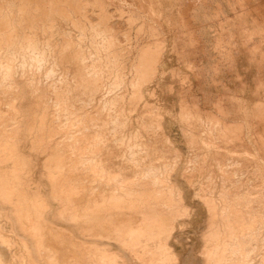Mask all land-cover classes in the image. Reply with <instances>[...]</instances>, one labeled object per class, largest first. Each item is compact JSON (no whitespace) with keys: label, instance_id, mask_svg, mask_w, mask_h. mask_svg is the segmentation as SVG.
Returning <instances> with one entry per match:
<instances>
[{"label":"rangeland","instance_id":"obj_1","mask_svg":"<svg viewBox=\"0 0 264 264\" xmlns=\"http://www.w3.org/2000/svg\"><path fill=\"white\" fill-rule=\"evenodd\" d=\"M60 1L59 0H54V1L53 0H43V1L42 0H37V1L36 0L35 1L34 0H23V1L22 0H0V5L2 3L1 8H0L1 9L0 16L2 18V19L0 18V22H1L0 31L3 32V33L1 32L2 34L0 35V38H1L0 39V42H1L0 43V48H1L0 58L2 59V62L4 61L1 64V59H0V67H1L0 87L2 86V88H0L2 89L0 90L2 91L0 92V104H1V107H0V116H1L0 117V120H1L0 121L1 122L0 123V133H1L0 134V142H1L0 147H2L0 148L1 150L0 151V169H1L0 179L3 180V181L0 180V183L2 182V184L0 185L4 187L2 188V186H0V189H1L0 190L1 192L0 193V238H1L0 239V261H1L0 264H35V263L36 264H39V263L40 264H46V263L51 264L50 262H52L53 264H67V263L70 264V261L72 262L74 261L73 264L74 263L75 264H91V263L92 264L94 263L95 264H99V263L100 264L102 263L103 264H115V263L116 264H157V263L158 264H163V263L164 264L166 263L168 264H224V262L225 264H244L245 262H246L245 264H257L259 262H262L259 264H264V248H263L264 247V244H263L264 243V220H263L264 219V134H263L264 133V78H263L264 77V0H208V1L207 0H87V1L86 0L85 1L84 0H68V1L60 0ZM80 1L81 3H79ZM92 1L94 4L91 3ZM16 2L18 4H16ZM22 2H24L25 5L27 3L26 8H25L24 3ZM19 3H22V4L20 5ZM81 4H83L84 7L85 6L86 7L84 8L83 5ZM6 6L8 7V9H6L7 8ZM41 7L43 8V10L44 9L46 10L43 11ZM62 7H63V10H62ZM34 9L36 10L34 11ZM20 10H22L21 13H20ZM56 10L57 11L59 10V11L57 12ZM7 11H8V14H7ZM10 11H12L13 13ZM53 11H55V14H53ZM61 11H64L63 12L64 14ZM56 12L61 17L56 15ZM2 13L4 15L5 14L10 15V17L9 16L6 17L7 15L4 16ZM16 13H18V15ZM24 13H26V15ZM60 13L63 15V17ZM66 13H70V15ZM188 15L189 17L192 15L194 18L193 17L189 18L187 17ZM21 16L23 17V20ZM25 16L26 18H29V19H26ZM57 16H58V19H57ZM36 17L40 22L36 19ZM7 18H11L12 21H10L11 19L9 20ZM50 19H52L53 22L50 21ZM56 19L58 20V22H60L61 26H59V23L57 22ZM60 19H62L63 22ZM19 20H21V23ZM48 20L50 21L49 23L47 22ZM15 21H17V23ZM65 21L67 24H65ZM78 22L82 24L78 25ZM50 23L51 24L54 23V24L50 27ZM55 23L57 25H55ZM3 24L6 26H4ZM20 24L22 26H18ZM47 24L49 26H47ZM30 25L32 28L30 27ZM7 27H8V34H7ZM21 27L24 30H22ZM24 27H28L29 29L28 28L25 29ZM13 28L15 29V31ZM37 28L40 29V31L35 30ZM46 28H48L49 30L52 29V31H49ZM61 28H64L67 30L62 29L63 30L62 31ZM42 30L44 31V33L41 32ZM9 31H11V33H9ZM30 33H33L35 35L30 34ZM67 33L71 37L67 38L68 37ZM9 34L12 35V37ZM23 34L25 35L23 36ZM61 34H63L64 36L66 35V36L63 37V35L61 36ZM37 35L38 37H36ZM48 35H52V37L49 36L50 38L49 39ZM60 36L63 37L62 40L64 41L61 40ZM14 38L17 40H15ZM3 39H6L5 40L6 44H4ZM24 39L26 40L29 39L31 41L28 40L27 42H25L26 40ZM52 39L55 41H53ZM72 39H74L75 42L74 41L71 42ZM32 40L34 41V43H32L33 42ZM37 40H38V43H36ZM44 41L46 42L44 43ZM65 41H67L68 44ZM2 42H3V49L6 48L8 43L9 44L7 48L9 49L2 50V46H1ZM40 42L42 43L40 44ZM60 42H61V45H60ZM28 43L30 44L29 46H27ZM31 43L34 45H31ZM13 44H15L14 47H13ZM18 44H20V46ZM23 45H25L27 48L25 49V46ZM39 45L41 46V48L43 47L45 49L43 48L41 49ZM46 45L48 46V50L46 49ZM30 46L32 47V50L34 48L37 49L36 53H35V50L33 51L30 50L31 48ZM69 46H71V48ZM78 46H81V47H78ZM51 47H54V48H51ZM39 48L41 50H39ZM50 48L52 50H50ZM66 48L68 49L70 48L71 50L70 49L68 50ZM81 48H82V51H81ZM10 49L13 50V54ZM6 50H8L11 53L9 54V52L8 51L6 52ZM26 50H28L27 52L29 54L24 53L26 52ZM20 52L23 54H21ZM37 52L42 53V56L40 53H37ZM34 53L35 55H37L38 59L34 57ZM11 54L14 56H11ZM19 54L21 56L25 55V57L24 56L20 57ZM74 54L75 56L72 57V55ZM3 55L6 56L7 58L4 57ZM29 55L30 57L32 55L31 57L32 61H30L31 59H29L30 58ZM50 56L52 57L50 58ZM33 57L35 58L36 64L34 62ZM69 57L72 59H70ZM8 58L15 60V61L14 62L8 61L7 60ZM60 58L62 60L61 62H60ZM22 59H24L23 62L25 61L23 65L21 64L23 63ZM39 59H41L42 61H40ZM36 60L37 61L39 60L40 63L38 62L37 64ZM54 61L56 65L54 64ZM89 61L91 62L89 63ZM19 62H21L20 64L22 65V68H21V65H19ZM28 62L31 65L30 67L28 65ZM87 62L89 66L91 64L90 67L87 66ZM13 63L15 66L13 65ZM15 63L16 64L18 63V65H16ZM85 63L86 65H84ZM6 64L7 65L9 64V68ZM49 64H51L52 67L53 65L55 66L51 68ZM34 65L39 67L37 68L38 70L34 69L35 67ZM141 65L142 66L144 65V66L142 67ZM2 66L4 68H2ZM11 66L13 69H11L12 70L11 72H8L10 71ZM28 67L30 70L32 69V71H30ZM58 67L59 69H56ZM63 67L67 70H65ZM46 68H49V69H46ZM88 68L90 70H88ZM97 68L99 71L97 70ZM45 69H46V75L48 73V76H45L44 77L45 79H44L43 76L45 75L44 74ZM4 70H6V74L8 73L6 76L4 75L5 74ZM49 70H54V71H51L52 72L51 73ZM93 70H95L94 73H93ZM101 70H103V72L99 73ZM68 71L70 72V75L69 73H67ZM110 71L111 73L109 74ZM31 72H33L34 74H31ZM61 72H64V73H61ZM20 73L22 74V76L19 75ZM36 73H37V77H36ZM49 73H51L53 77H51L52 75ZM57 73L59 76L57 75ZM98 73L101 75V78H99L100 75ZM2 74H3V77H2ZM88 74L91 76H88ZM96 74H98L99 76ZM63 75L65 77H63ZM4 76L5 77L9 76V78L12 79L13 81L12 80L9 81V79L6 78L8 79L9 81L8 82ZM24 76L25 77L27 76L28 79L27 78L25 79ZM86 76L88 79L86 78ZM46 77H47V80H46ZM82 77L84 80H82ZM17 78L20 80H18ZM22 78H24V81L22 80ZM52 78H55V80L57 79L58 81L60 79L62 80L58 82L57 80L54 81V79ZM89 78L90 79L94 78L93 80L95 81H92ZM67 79H70V80H67ZM4 80L6 81V83ZM50 80L53 81L54 84H52L53 82H51ZM87 81L90 83L89 85ZM7 82L9 83L8 87H11V88L7 87ZM62 82L64 85L62 84ZM255 82L257 83L255 84ZM47 84L48 86L49 84H51V86L48 87L46 86ZM94 84H95V87L97 88L94 87ZM52 85L53 86L55 85L54 89L55 91L57 90L56 92H54ZM92 86L94 87V90H89V89H93ZM14 87H16L17 89ZM35 87L37 88V90L35 89ZM58 87H60V89ZM46 88L47 89L52 88V90L51 89L47 90ZM8 89L12 91H9ZM14 89L16 92L13 91ZM4 90H6L7 92ZM59 90L60 92H58ZM52 91L53 93H51ZM57 92L59 93L58 95H57ZM62 92L64 95L62 94ZM81 93H83V95ZM10 95L13 97H11ZM37 95L38 96L40 95L39 96L40 98ZM59 96L61 97L59 98ZM64 97L66 98V100ZM52 98H55V99L53 100ZM87 98H89L90 100ZM61 99H64V102H62ZM80 99H83L82 100L83 102ZM55 101H57V103ZM84 101H87V102H84ZM8 102L12 105H10ZM4 104L7 106H5ZM34 104L36 108L34 107ZM60 104H61V107H59ZM71 104H74V105L71 106ZM78 104L79 105L81 104V105L79 106ZM62 106H65V108ZM78 106L79 108L81 107V109H79ZM53 108L54 110H52L53 111L52 112L51 109ZM56 108L57 110H55ZM76 108L79 111L76 110ZM17 110H18V113H16ZM94 110H95V115H93ZM97 111L99 113H97ZM57 112L61 114L63 117L60 116ZM6 113L9 114V116ZM50 113L53 115H51ZM107 113L109 116L105 115ZM64 114H66L68 118ZM119 114L121 115L119 116ZM52 116L53 118L54 116L58 118L52 119ZM89 116L91 117V120L93 119L92 122L90 121ZM65 117L66 119H64ZM105 117L107 119H105V122L103 123ZM69 118L71 119V121ZM10 120L13 121L14 123H12ZM64 122L65 123L70 122V124L68 125V124H65ZM90 123L91 125L93 124L94 125L91 126ZM100 123L102 125H100ZM2 124H4L3 125L4 127L2 126ZM58 124H60V126H58ZM71 124L72 126H70ZM48 125L49 126L51 125L50 128ZM97 126H100V127H97ZM68 127H70V129ZM64 128L66 129V131ZM67 129L70 131L67 132L68 131ZM77 129H78V133H76ZM88 131L89 133H87ZM93 131H95L94 134H93ZM53 132L56 134L54 135ZM62 132H65V133H62ZM103 133H105L104 137H103ZM9 134H10L11 139L8 137ZM89 134H90V137H89ZM95 134L97 135V138L95 137L96 136ZM37 135L39 136L37 137ZM99 135L101 136V139H99L100 138ZM6 136L8 137V139ZM5 137L7 140L5 139ZM66 137L68 138V140ZM58 139L60 140V143H58L59 142ZM76 139H77V142L78 141L80 142V139L83 142L81 141L82 143L81 142L77 143ZM91 141L92 143H90ZM94 141H99L100 143L98 142L97 144ZM63 142H66V143L63 144ZM68 142H70L69 145H68ZM93 142L95 144H93ZM102 142L104 143L102 144ZM72 143L73 145H71ZM57 144L59 146H56ZM65 144L67 145V147H70L71 150L67 148ZM89 144L91 146V151L93 150V148L95 149L96 146H98L97 148L99 149L101 148V149L97 150L96 148L95 151L93 150L92 154H90L91 153L90 149L87 151V149L90 148ZM91 144L93 145V148ZM83 146L86 150L85 154L83 152L84 155L82 154V150L84 151ZM60 147L63 148V150H61ZM71 147L76 152H74ZM78 147H79V150H78ZM108 150L110 151V153ZM49 151L50 152L55 151L58 153H62L64 151L66 152V153L65 152L62 153L65 157L64 159H66L64 161L65 166L64 165L62 166L63 168L62 167L59 168L55 166L56 162L53 161V159L51 160V153ZM72 152L73 154H70ZM88 152L90 155H88ZM67 153L70 155H68ZM114 154L117 157L116 159H115ZM72 155L73 156L78 155L77 157L79 159H77L76 156L73 158ZM48 156L50 157L48 158ZM86 156L87 157L89 156V159H90V163L88 162V164L86 163L87 162L86 160H89V159H86L87 158ZM98 156H100L99 158L102 164L99 162V159L97 158ZM12 160H14V162ZM69 160L71 162H69ZM82 160H85V162ZM91 160H93L94 162ZM78 161L81 163L83 162L82 165ZM229 162H230V165H229ZM74 163L76 164V166ZM13 164L15 165V167ZM85 164H87L90 167H88L87 165L85 166ZM67 165L70 169L67 167ZM72 165H74L75 168L72 167ZM100 166H102L101 170L103 169L102 173L101 172L100 173L104 175H101L97 170V168L99 169ZM76 167H77V171H76ZM83 167L84 168L88 167V169L86 168V170L83 171L84 169ZM91 167L96 168L95 172L93 171L94 169L93 170L91 169ZM8 168H10L11 171ZM14 169H15V172H14ZM17 169H19L18 170L19 172L17 171ZM70 170H74V171L71 173ZM101 170L99 169V171ZM114 170L117 173L116 175H115ZM78 171L79 172L81 171V173H79ZM107 171H108V174L111 175L112 173V175L111 176L108 175L106 173ZM16 172L17 174H15ZM49 172H50V176L52 177L54 175V177L48 178ZM97 172L99 174L98 177H100L99 178L100 180L99 179L96 180L98 178ZM135 172H138V173H135ZM139 172L143 175L139 174ZM61 174H62V177H61ZM136 174H138L139 177H137ZM11 175L12 177H10ZM63 175L65 176L66 179H62ZM91 175H92V178H90ZM144 175L145 176L147 175V178ZM74 176H76L77 178ZM105 176H107L109 180L111 178L112 180L115 179L114 183L113 181L109 182L107 177ZM112 176L113 177L116 176V177L113 179ZM142 176H144V179L142 178ZM6 177L8 181L6 180ZM83 177L85 178V180ZM101 177L105 178L103 179L104 181L101 180ZM119 177L121 178L123 177L124 179L121 180V178ZM92 179L94 181H92ZM9 180L11 182H16V181L17 182L11 183ZM75 180L79 184H77ZM136 180L138 182H136ZM161 180L164 183V186ZM9 182L11 185H13V188L11 187ZM105 182H106V186L104 184ZM120 182L122 183L121 186H123V189L118 188L119 189L118 190L116 188L121 187ZM123 182L125 184H123ZM53 183H55L54 185L56 188L54 187ZM82 183L84 186L82 185ZM118 183H119V186H118ZM128 183H130V185ZM152 183L153 185L151 186ZM166 183L169 185L171 191H169L168 185ZM170 183H171V186H170ZM14 184L16 186H14ZM98 184L99 185L101 184L100 186L101 188L99 187ZM107 184L109 185L107 186ZM93 185L94 186L96 185L95 188ZM97 186H98V189H97ZM154 186L157 188H154ZM174 186L176 188H174ZM61 187H65L66 190L64 188V191L65 192L67 191L69 193L65 195L66 197L64 196L63 193H61V191L59 192ZM75 187L76 189H73ZM8 188L9 189L11 188L12 190H9ZM15 188L17 190L14 191ZM50 188L51 190H53L51 191V193H50ZM78 188H80L79 189L80 192L82 191L81 193L77 191ZM5 189H8V191ZM133 189L135 190L137 189L135 192L136 195H134L135 190ZM54 190H57V191L55 192ZM89 190H90V194H89ZM108 190L111 193L115 191H118L119 193L123 192L125 194L124 201L126 200L125 198H127L125 202H128L130 204L131 209L126 206L128 205V203L127 204L126 203H121V204L114 203L115 205H113V200H109V197L107 196L109 192ZM156 190L158 192L157 195H156ZM4 191L6 192L4 193ZM16 191H17V194L15 196ZM85 192H86V196L84 194ZM110 192H109V195H110ZM148 192H150V194L147 195ZM2 193H4L5 196H3ZM102 193L104 196H106L105 199L107 201L104 200V203H102V207L100 208V210H98V212L95 211L92 214L89 213L90 215L88 214V216L90 217L92 216V218H89L91 220L88 221V218H87L88 216L85 214V211H90L91 205L95 203L94 202L95 198L102 197L101 195ZM126 193H129V194H126ZM130 193L132 194V196L130 195ZM98 194L100 195L98 196ZM51 195L54 197H52ZM69 195L71 196L75 195V197L77 196V197H80L81 199L74 200V199H71L74 196L71 197ZM93 195H94V198L92 197ZM158 195H160L159 197L161 198H159ZM6 196H7V200H6ZM203 196H205V198H203ZM153 197L155 200H153ZM206 198L207 200L204 201V199ZM223 198L225 200H223ZM86 199L88 201L87 203H86ZM168 199L170 200V202ZM211 199H212V202H211ZM67 200H69L70 202ZM145 200L147 201L145 202ZM18 201H19V204L21 203V206L18 204ZM75 201L77 202V204ZM160 201H162L163 204L165 202V204L162 205ZM63 202L65 203L63 204ZM141 202L143 203V205ZM73 204L75 206H73ZM85 204L88 207L87 206L83 207V205ZM105 204L108 209L110 208L109 210L106 209ZM149 204L151 207L149 206ZM65 205H67V207ZM121 205L124 207L121 208ZM160 205L164 207L166 205V207L165 208L160 207ZM172 205L174 206L172 207ZM43 206L44 208H42ZM181 206L182 207L184 206V208H182ZM82 207L84 208V210L82 209ZM135 207L137 209H134ZM140 207L142 209H140ZM145 207L149 210L145 209ZM225 207L227 210H225ZM65 208H66V211H65ZM68 208H72V209H68ZM78 208L79 210H77ZM132 208L134 209L133 211H132ZM238 208L240 212L242 211V214L238 212L237 210ZM112 209L115 211H113ZM123 209L124 211H122ZM126 209H128V211H132L133 214L135 213L134 216L136 215V221L131 222L132 223V224L130 223L131 226H127L125 223L123 224L122 222V225L124 228H122V225L120 222L119 224L121 226L119 225V227H121L126 233L124 234V232H121L117 236V234H115L112 229L108 228V226L110 225L107 224L108 226H104V224L108 221L109 214L115 218L120 216L119 219L124 222L126 221L127 223V220L121 219V215H118L123 212L125 213L127 211ZM246 209H249L250 211ZM24 210H26L25 212H27L28 214H26ZM118 210H120L121 212L119 211L120 212L119 213ZM17 211H19V213ZM102 211L104 212V214H102ZM107 211L109 212V214ZM150 211L158 215L156 216L157 220H155V224L148 221V213H150ZM176 211L180 215H178ZM256 211L258 212V214L256 213ZM62 212H64V215L62 214ZM116 212L118 214H116ZM251 212L255 214L256 217ZM78 213L81 215H77ZM245 213H248V214L246 215ZM260 213L263 217L260 215ZM60 214H61V217L63 216L62 219L61 217L58 218V215L60 216ZM208 214L209 216L210 215L211 216L209 217ZM96 215H99V216L96 217ZM227 215H228V218L226 217ZM248 215H251V216H248ZM16 216L19 218V220H17ZM82 216L84 217V219ZM76 217H77V220L75 222ZM220 217L223 220L225 217L226 220L223 221L222 219H220ZM237 217H239L240 219L244 217L243 219H241L243 223L242 226L238 223ZM249 217L251 219H249ZM69 218H73V219L70 220ZM229 218L230 219L232 218L231 220L233 222ZM252 218L254 219L257 218V220H254V223H253ZM34 219H35V222H34ZM141 219L142 221L144 219L145 220L142 222ZM80 220L82 222L79 224L78 221ZM259 220H261V222L263 220V222L261 223ZM213 221H214V224H213ZM248 221L252 222L253 224L252 223L248 224L249 223ZM223 222H225L224 225L226 227L223 225ZM31 223L33 224V226ZM88 224L90 227L88 226ZM135 224H136V227H135ZM230 224H232L231 225L232 230H233V227L235 230L232 231L230 229V226H229ZM138 225L139 227H141V230H138L137 228ZM255 225L256 226L258 225V226L256 227ZM100 226L103 228H100ZM112 226H113L112 228H114V225ZM207 226H210V227L207 228ZM243 226H246V228L244 227L245 230L241 229ZM34 227H36L37 230H43V231H40V232L33 231L35 230ZM251 227L256 228V229L253 230ZM25 228L27 231L25 230ZM30 228L32 229L34 228V229L32 230ZM29 229H30V232L28 231ZM125 229L127 230L125 231ZM240 229H241V232H240ZM249 229H252L253 231L252 230L251 231L253 233ZM99 230H100V233H98ZM214 230H215V233H214ZM93 231L95 232L94 235H92ZM103 231L107 233L105 234V236H104ZM138 231H139V234H138ZM238 232L240 233L243 232V233L239 234ZM257 232L258 233L260 232V233L258 234ZM40 233H42V235ZM97 234L99 235V237ZM210 234L211 235L213 234V236H211ZM232 234H236V236ZM52 235L54 237H52ZM60 235H62L63 237ZM64 235L66 236V238ZM238 235L240 236L238 237ZM247 235H250L251 237ZM109 236H111L112 239ZM242 237L244 238V240L249 238L248 242L247 240L244 241ZM40 238H43V240ZM58 238H60V240H58ZM211 238L214 239V241H212ZM231 239L233 240V242ZM36 240H37V243L39 241V243L41 244L39 243L37 244L35 242ZM125 240H126V243L124 242ZM241 240L244 242H241ZM5 241L9 243H6ZM127 242L128 243L132 242V243L128 244ZM216 242H217V246L216 248H214L215 247L214 245H216ZM23 243H25L26 246ZM35 243L37 244V246ZM50 243L52 245H50ZM134 243H135V246L133 245ZM226 243L227 245H225ZM43 244L44 245L46 244L45 247L43 246ZM68 244L69 245L71 244L70 247L68 246ZM81 244H84V245L87 244L86 245L87 248L90 246L89 250L84 245H81ZM221 244L225 245V247L222 246ZM254 244H256V246ZM64 245H67V246H65L64 248ZM228 245L232 246V248L231 247L229 248ZM257 246H260V247H257ZM37 247L39 248V250ZM61 247L64 249H62ZM154 247L156 248L158 247L159 249L158 248L154 249ZM241 247H243V249ZM149 248H150V251H148ZM25 249H27L28 254L24 253L26 252ZM57 249L58 251L59 249H61L59 251V255H58ZM203 249L206 251V253L209 252V255L211 257L208 254H206ZM49 250H51V254H50L51 257L50 255H47L50 253ZM104 250H107V252ZM213 250L214 252H212ZM228 250L230 251V253ZM238 250L240 251V253L238 252ZM251 250H253L254 252ZM55 251L57 255L55 254ZM109 251L111 252V255L109 254L110 253ZM249 251L250 253H248ZM243 252L245 253L243 254ZM38 253L39 254L41 253V254L39 255ZM66 253L68 254L67 256H66ZM164 254H166L167 256ZM220 254L225 259L223 258L224 260L218 263L216 259L217 257H221ZM43 256H46L48 259L46 257H44L43 259ZM80 257L81 258L83 257V261ZM238 257L239 258L241 257L240 260ZM89 258H90V263H88ZM236 258L238 261L236 260ZM49 259H52V261ZM79 259L81 260L82 263L78 262ZM163 259H166V261ZM40 260L41 262H39ZM227 261L229 262L226 263Z\"/></svg>","mask_w":264,"mask_h":264},{"label":"bare ground","instance_id":"obj_2","mask_svg":"<svg viewBox=\"0 0 264 264\" xmlns=\"http://www.w3.org/2000/svg\"><path fill=\"white\" fill-rule=\"evenodd\" d=\"M22 1H23V0H22ZM34 1H35V0H34ZM36 1H37V0H36ZM42 1H43V0H42ZM53 1H54V0H53ZM59 1H60V0H59ZM67 1H68V0H67ZM84 1H85V0H84ZM86 1H87V0H86ZM207 1H208V0H207ZM19 2H21V1H19ZM60 2H61V1H60ZM64 2H65V1H64ZM75 2H76V1H75ZM88 2H89V1H88ZM199 2H200V1H199ZM13 3H14V2H13ZM22 3H24V2H22ZM22 3H19V4L21 5ZM77 3H78V2H77ZM79 3H81V1H80ZM91 3H93V1H92ZM95 3H97V2H95ZM182 3H183V2H182ZM6 4H7V2H6ZM6 4H5V5H6ZM8 4H9V3H8ZM16 4H18V3L16 2ZM93 4H94V3H93ZM1 5H2V3H1ZM1 5H0V8H1ZM20 5H19V6H20ZM24 5H25V3H24ZM29 5H30V4H29ZM35 5H36V4H35ZM70 5H71V4H70ZM74 5H75V4H74ZM81 5H83V4H81ZM85 5H86V4H85ZM87 5H88V4H87ZM7 6H8V5H7ZM7 6H6V7H7ZM16 6H17V5H16ZM26 6H27V3H26V5H25V8H26ZM37 6H38V5H37ZM195 6H196V4H195ZM10 7H11V5H10ZM20 7H21V6H20ZM35 7H36V6H35ZM35 7H34V8H35ZM58 7H60V6H58ZM58 7H57V9H58ZM78 7H80V6H78ZM83 7H84V5H83ZM85 7H86V6H85ZM85 7H84V8H85ZM88 7H89V6H88ZM90 7H91V6H90ZM93 7H94V6H93ZM96 7H98V6H96ZM15 8H16V7H15ZM22 8H24V7H22ZM28 8H29V6H28ZM28 8H27V9H28ZM32 8H33V6H32ZM41 8H42V7H41ZM41 8H40V9H41ZM50 8H51V7H50ZM70 8H71V7H70ZM180 8H181V7H180ZM204 8H205V7H204ZM6 9H8V7H7ZM38 9H39V8H38ZM55 9H56V8H55ZM60 9H61V8H60ZM65 9H66V8H65ZM191 9H192V8H191ZM193 9H194V8H193ZM10 10H11V9H10ZM28 10H29V9H28ZM30 10H31V9H30ZM35 10H36V9H34V11H35ZM42 10H43V8H42ZM45 10H46V9H44L43 11H45ZM52 10H53V9H52ZM52 10H51V11H52ZM62 10H63V7H62ZM66 10H67V9H66ZM187 10H188V9H187ZM194 10H195V9H194ZM0 11H1V9H0ZM25 11H26V9H25ZM25 11H23V12H25ZM32 11H33V10H32ZM56 11H57V10H56ZM58 11H59V10H58ZM58 11H57V12H58ZM188 11H189V10H188ZM190 11H191V10H190ZM4 12H5V10H4ZM4 12H3V13H4ZM10 12H12V11H10ZM10 12H9V13H10ZM16 12H17V11H16ZM21 12H22V10H20V13H21ZM49 12H50V11H49ZM57 12H56V15H58ZM61 12L63 13L64 11H61ZM65 12H66V11H65ZM67 12H68V11H67ZM72 12H73V11H72ZM81 12H82V11H81ZM192 12H193V11H192ZM3 13H2V14H3ZM12 13H13V12H12ZM18 13H19V11H18ZM18 13H16V14L18 15ZM28 13H29V12H28ZM41 13H42V12H41ZM85 13H86V12H85ZM91 13H92V12H91ZM186 13H187V12H186ZM199 13H200V11H199ZM7 14H8V11H7ZM7 14H5V15H7ZM24 14L26 15V13H24ZM53 14H55V11H53ZM60 14H61V13H60ZM63 14H64V13H63ZM66 14H69V15H70V13H66ZM189 14H190V12H189ZM3 15H4V14H3ZM5 15H4V16H5ZM19 15H21V14H19ZM42 15H43V14H42ZM61 15H62V14H61ZM84 15H85V14H84ZM99 15H100V14H99ZM192 15H193V14H192ZM192 15L190 16L191 18L193 17ZM8 16L10 17V15H7L6 17H8ZM38 16H39V15H38ZM58 16L61 17L60 15H58ZM58 16H57V19H58ZM2 17H3V16H2ZM6 17H5V18H6ZM15 17H16V16H15ZM21 17H22V16H21ZM32 17H33V15H32ZM62 17H63V15H62ZM67 17H68V16H67ZM187 17H189V15H188ZM190 17H189V18H190ZM0 18H1V16H0ZM18 18H19V16H18ZM25 18H26V16H25ZM50 18H51V17H50ZM54 18H55V17H54ZM193 18H194V17H193ZM1 19H2V18H1ZM7 19L10 20L11 18H7ZM26 19H29V18H26ZM30 19H31V18H30ZM36 19H37V17H36ZM41 19H42V18H41ZM57 19H56V20H57ZM22 20H23V17H22ZM37 20H38V19H37ZM60 20H62V19H60ZM63 20H64V18H63ZM63 20H62V22H63ZM67 20H68V19H67ZM193 20H194V19H193ZM2 21H3V20H2ZM4 21H6V20H4ZM10 21H12V19H11ZM19 21H20V23H21V20H19ZM25 21H26V20H25ZM29 21H30V20H29ZM38 21H39V20H38ZM43 21H44V20H43ZM43 21H42V22H43ZM50 21H52V19H50ZM50 21L48 20L47 22L49 23ZM71 21H73V20H71ZM87 21H88V19H87ZM87 21H86V22H87ZM190 21H191V20H190ZM7 22H9V21H7ZM15 22L17 23V21H15ZM31 22H32V20H31ZM39 22H40V21H39ZM52 22H53V21H52ZM55 22H56V21H55ZM57 22H58V20H57ZM37 23H38V22H37ZM58 23H59V26H61V25H60V22H58ZM69 23H70V21H69ZM72 23H73V22H72ZM102 23H103V21H102ZM5 24H6V23H5ZM18 24H19V23H18ZM30 24H31V23H30ZM53 24H54V23H53ZM53 24L50 23V27H51ZM65 24H67L66 21H65ZM73 24H74V23H73ZM76 24H77V23H76ZM80 24H82V23H79V22H78V25H80ZM100 24H101V23H100ZM0 25H1V22H0ZM3 25H4V24H3ZM25 25H27V24H25ZM55 25H57V24L55 23ZM4 26H6V25H4ZM8 26H9V25H8ZM12 26H13V25H12ZM18 26H22V25L20 24V25H18ZM47 26H49V25L47 24ZM82 26H83V25H82ZM0 27H1V26H0ZM14 27H15V26H14ZM28 27H29V26H28ZM28 27H24V28L26 29V28H28ZM30 27H31V25H30ZM41 27H42V26H41ZM83 27H84V26H83ZM83 27H82V28H83ZM4 28H5V27H4ZM15 28H16V27H15ZM31 28H32V27H31ZM33 28H34V27H33ZM52 28H53V27H52ZM80 28H81V27H80ZM84 28H85V27H84ZM2 29H3V28H2ZM10 29H11V28H10ZM13 29H14V28H13ZM21 29H22V27H21ZM28 29H29V28H28ZM46 29H48V28H46ZM50 29H51V28H50ZM58 29H59V28H58ZM62 29H64V28H61V30H62ZM11 30H12V29H11ZM22 30H24V29H22ZM32 30H33V29H32ZM35 30H39V31H40V29H38V28L35 29ZM43 30H44V29H43ZM43 30H42L41 32L44 33L45 30H44V31H43ZM48 30H49V29H48ZM64 30H67V29H64ZM82 30H83V29H82ZM3 31H4V30H3ZM5 31H6V29H5ZM14 31H15V29H14ZM30 31H31V30H30ZM49 31H52V29L49 30ZM55 31H57V30H55ZM62 31H63V30H62ZM68 31H69V30H68ZM68 31H67V32H68ZM70 31H71V30H70ZM1 32H2V31H0V35L3 33V32H2V33H1ZM21 32H22V31H21ZM23 32H24V31H23ZM32 32H33V31H32ZM60 32H61V31H60ZM65 32H66V31H65ZM79 32H80V31H79ZM9 33H11V31H9ZM12 33H14V32H12ZM25 33H26V32H25ZM50 33H51V32H50ZM50 33H49V34H50ZM52 33H53V32H52ZM55 33H56V32H55ZM94 33H95V32H94ZM7 34H8V27H7ZM27 34H28V33H27ZM30 34H33V33H30ZM67 34H68V33H67ZM78 34H79V33H78ZM9 35H10V34H9ZM13 35H14V34H13ZM17 35H18V34H17ZM24 35H25V34H23V36H24ZM33 35H35V34H33ZM41 35H42V34H41ZM52 35H53V34H52ZM52 35H48V38H49V36L52 37ZM62 35H63V34H61V36H62ZM10 36L12 37V35H10ZM20 36H21V34H20ZM23 36H22V37H23ZM42 36H43V35H42ZM61 36H60V37H61ZM65 36H66V35H65ZM65 36L63 35V37H65ZM2 37H3V36H2ZM13 37H14V36H13ZM17 37H18V36H17ZM17 37H16V38H17ZM22 37H21V38H22ZM31 37H32V36H31ZM36 37H38V35H37ZM56 37H57V36H56ZM63 37H61V40L63 39ZM69 37H71V36H69V34H68V37H67V38H69ZM3 38H4V37H3ZM9 38H10V37H9ZM21 38H20V39H21ZM25 38H26V37H25ZM28 38H29V37H28ZM81 38H82V36H81ZM0 39H1V38H0ZM14 39H15V38H14ZM20 39H19V40H20ZM31 39H32V38H31ZM34 39H35V38H34ZM41 39H42V38H41ZM46 39H47V38H46ZM49 39H50V38H49ZM5 40H6V39H3L4 44H6V43H5ZM8 40H9V39H8ZM15 40H17V39H15ZM22 40H23V39H22ZM22 40H21V41H22ZM24 40H26V39H24ZM28 40H29V39H27L25 42H27ZM44 40H45V39H44ZM52 40H53V39H52ZM65 40H66V39H65ZM29 41H31V40H29ZM32 41H33V40H32ZM41 41H42V40H41ZM53 41H55V40H53ZM53 41H52V42H53ZM62 41H64V40H62ZM73 41H74V39L71 40V42H73ZM3 42H2V45H1V46H2V50L9 49V48H7V46H8L9 43L7 44L6 48L3 49ZM6 42H7V41H6ZM14 42H15V41H14ZM25 42H24V44H25ZM45 42H46V41H44V43H45ZM65 42H67V41H65ZM74 42H75V41H74ZM0 43H1V42H0ZM17 43H19V42H17ZM20 43H21V42H20ZM22 43H23V42H22ZM32 43H34V41H33ZM32 43H31V45H34V44H32ZM36 43H38V40H37ZM41 43H42V42H40V44H41ZM69 43H70V42H69ZM11 44H12V43H11ZM15 44H16V43H15ZM15 44H13V47H14ZM54 44H55V43H54ZM64 44H65V43H64ZM67 44H68V42H67ZM74 44H75V43H74ZM18 45L20 46V44H18ZM26 45H27V44H26ZM29 45H30V44L28 43L27 46H29ZM37 45H38V44H37ZM37 45H36V47H37ZM51 45H52V44H51ZM60 45H61V42H60ZM60 45H59V46H60ZM71 45H72V44H71ZM76 45H78V44H76ZM19 46H17V47H19ZM21 46H22V45H21ZM23 46H25V45H23ZM43 46H44V45H43ZM49 46H50V45H49ZM62 46H64V45H62ZM67 46H68V45H67ZM72 46H73V45H72ZM4 47H5V46H4ZM30 47H31V46H30ZM30 47H28V48H30ZM33 47H34V46H33ZM39 47L41 48L40 45H39ZM69 47L71 48V46H69ZM75 47H76V46H75ZM78 47H81V46H78ZM19 48H21V47H19ZM26 48H27V47L25 46V49H26ZM40 48H39V50H41L43 47H42L41 49H40ZM51 48H54V47H51ZM51 48H50V50H52ZM70 48H69V49H70ZM72 48H73V47H72ZM76 48H77V47H76ZM0 49H1V48H0ZM11 49H12V48H11ZM11 49H10V50H11ZM14 49H15V48H14ZM22 49H23V48H22ZM37 49H38V47H37ZM37 49H35V48L33 49V50H35V53H36V50H37ZM43 49H45V48H43ZM46 49L48 50V46H47V45H46ZM64 49H65V48H64ZM64 49H63V50H64ZM66 49H68V48H66ZM69 49H68V50H69ZM17 50H18V49H17ZM30 50L33 51V50H32V47L30 48ZM47 50H46V51H47ZM70 50H71V49H70ZM7 51H8V50H6V52H7ZM11 51H12V54H13V50H11ZM22 51H23V50H22ZM27 51H28V50H26V52H24V53H28ZM57 51H58V50H57ZM60 51H61V49H60ZM76 51H77V49H76ZM76 51H75V52H76ZM81 51H82V48H81ZM6 52H5V53H6ZM8 52H9V51H8ZM17 52H18V51H17ZM40 52H41V51H40ZM40 52H37V53H40ZM50 52H51V51H50ZM62 52H63V51H62ZM73 52H74V51H73ZM78 52H79V50H78ZM0 53H1V52H0ZM10 53H11V52H9V54H10ZM18 53H19V52H18ZM20 53H21V52H20ZM35 53H34V57L37 58V55H35ZM43 53H45V52H43ZM47 53H48V52H47ZM71 53H72V52H71ZM2 54H3V53H2ZM12 54H11V56H14V55H12ZM21 54H23V53H21ZM28 54H29V53H28ZM40 54H41V56H42V53H40ZM50 54H51V53H50ZM53 54H54V53H53ZM69 54H70V53H69ZM0 55H1V54H0ZM7 55H8V53H7ZM16 55H18V54H16ZM16 55H15V56H16ZM43 55H44V54H43ZM46 55H47V54H46ZM46 55H45V56H46ZM89 55H90V54H89ZM3 56H4V55H3ZM19 56H20V57H23V56L25 57V55H22V56H21L20 54H19ZM53 56H55V55H53ZM56 56H57V55H56ZM73 56H75V54L72 55V57H73ZM76 56H77V55H76ZM85 56H86V55H85ZM4 57H6V56H4ZM8 57H9V56H8ZM20 57H19V58H20ZM29 57H30V55H29ZM31 57H32V55H31ZM31 57L29 58V59H31L30 61H32V58H31ZM34 57H33V58H34ZM38 57H39V56H38ZM46 57H47V56H46ZM46 57H45V58H46ZM51 57H52V56H50V58H51ZM64 57H66V56H64ZM89 57H90V56H89ZM96 57H98V56H96ZM6 58H7V57H6ZM15 58H17V57H15ZM69 58H70V57H69ZM75 58H77V57H75ZM83 58H84V57H83ZM0 59H1V58H0ZM9 59H10V58H8L7 60H8V61H11V62H14V61H15V60H12V59L9 60ZM20 59H21V58H20ZM20 59H19V60H20ZM26 59H27V57H26ZM26 59H25V60H26ZM37 59H38V58H37ZM41 59H42V58H41ZM41 59H39V60L42 61ZM48 59H49V58H48ZM48 59H47V60H48ZM54 59H55V58H54ZM57 59H58V58H57ZM70 59H72V58H70ZM73 59H74V58H73ZM79 59H80V58H79ZM97 59H99V58H97ZM23 60H24V59H22V62H23ZM39 60H38V61L36 60V61H37V64H38ZM76 60H77V59H76ZM87 60H88V59H87ZM89 60H90V59H89ZM51 61H52V60H51ZM61 61H62V60H61V58H60V62H61ZM66 61H67V60H66ZM95 61H96V60H95ZM97 61H98V60H97ZM3 62H4V61H3ZM3 62H2V59H1V64H2ZM17 62H18V61H17ZM34 62H35V58H34ZM52 62H53V61H52ZM58 62H59V61H58ZM73 62H74V61H73ZM83 62H84V61H83ZM90 62H91V61H89V63H90ZM20 63H21V62H19V65H21V64L23 65V64L25 63V61H24L23 63H21V64H20ZM39 63H40V62H39ZM41 63H42V62H41ZM46 63H47V62H46ZM15 64H16V63H15ZM32 64H33V62H32ZM35 64H36V62H35ZM54 64H55V61H54ZM60 64H61V63H60ZM67 64H68V63H67ZM3 65H4V64H3ZM6 65H7V64H6ZM13 65H14V63H13ZM16 65H18V63H17ZM22 65H21V68H22ZM28 65H29V67L31 66L29 62H28ZM49 65H50L51 68H53L56 64L53 65V67H52L51 64H49ZM61 65H62V64H61ZM61 65H60V66H61ZM69 65H70V64H69ZM84 65H86V63H85ZM7 66H8V68H9V64H8ZM14 66H15V65H14ZM34 66H35V65H34ZM60 66H59V67H60ZM63 66H64V65H63ZM67 66H68V65H67ZM67 66H66V67H67ZM70 66H71V65H70ZM87 66H89V65H88V62H87ZM90 66H91V64H90ZM90 66H89V67H90ZM100 66H101V65H100ZM141 66H142V65H141ZM143 66H144V65H143ZM143 66H142V67H143ZM17 67H18V66H17ZM26 67H27V66H26ZM29 67H28V69H29ZM35 67H36V68H35ZM35 67H34V69L38 70L37 68H39V67H38V66H35ZM45 67H46V66H45ZM56 67H57V66H56ZM59 67L56 68V69H59ZM61 67H62V66H61ZM68 67H69V66H68ZM68 67H67V68H68ZM139 67H140V66H139ZM2 68H4V67L2 66ZM15 68H16V67H15ZM15 68H14V69H15ZM19 68H20V67H19ZM21 68H20V69H21ZM24 68H25V67H24ZM63 68H64V67H63ZM85 68H86V67H85ZM116 68H117V67H116ZM0 69H1V67H0ZM11 69H13L12 66H11V68H10V71H8V72H11V71H12ZM25 69H26V68H25ZM41 69H42V67H41ZM46 69H49V68H46ZM46 69H45V71H44V72H45V73H44L45 75L43 76V78H44L45 76H48V73H47V75H46ZM64 69H65V68H64ZM64 69H63V70H64ZM92 69H93V68H92ZM106 69H107V67H106ZM111 69H112V68H111ZM141 69H142V68H141ZM29 70H30V69H29ZM36 70H35V71H36ZM54 70H55V69H54ZM54 70H49V71L51 72V71H54ZM63 70H62V71H63ZM65 70H67V69H65ZM78 70H79V69H78ZM85 70H86V69H85ZM88 70H90V69L88 68ZM97 70H98V68H97ZM108 70H110V69H108ZM142 70H143V69H142ZM4 71H5V74H4V75L6 76L8 73L6 74V70H4ZM19 71H20V70H19ZM23 71H24V70H23ZM30 71H32V69H31ZM39 71H40V70H39ZM39 71H38V72H39ZM70 71H71V70H70ZM74 71H75V70H74ZM91 71H92V70H91ZM98 71H99V70H98ZM113 71H114V70H113ZM143 71H144V70H143ZM21 72H22V70H21ZM57 72H58V71H57ZM64 72H65V71H64ZM64 72H61V73H64ZM87 72H88V71H87ZM94 72H95V70H93V73H94ZM101 72H103V70H101L99 73H101ZM107 72H108V71H107ZM1 73H2V71H1ZM25 73H26V71H25ZM25 73H23V74H25ZM42 73H43V72H42ZM51 73H52V72H51ZM51 73H49V74H51ZM55 73H56V72H55ZM58 73H59V72H58ZM58 73H57V75H58ZM67 73H69V75H70V72H69V71H68ZM80 73H81V72H80ZM80 73H79V74H80ZM90 73H91V72H90ZM96 73H97V72H96ZM99 73H98V74H99ZM110 73H111V71L109 72V74H110ZM10 74H11V73H10ZM31 74H34V73L31 72ZM40 74H41V73H40ZM53 74H54V72H53ZM76 74H77V72H76ZM98 74H96V75H98ZM107 74H108V73H107ZM0 75H1V74H0ZM12 75H13V74H12ZM14 75H15V74H14ZM16 75H17V74H16ZM19 75L22 76L21 73H20ZM38 75H39V74H38ZM51 75H52V74H51ZM64 75H65V74H64ZM64 75H63V77H65ZM66 75H67V74H66ZM73 75H75V74H73ZM99 75H100V74H99ZM99 75H98V76H99ZM5 76H4V77H5ZM9 76H11V75H9ZM9 76L5 77V79L8 78L9 81H10V80H12V79H10ZM30 76H31V75H30ZM33 76H34V75H33ZM58 76H59V75H58ZM61 76H62V74H61ZM88 76H91V75L88 74ZM2 77H3V74H2ZM13 77H14V76H13ZM36 77H37V73H36ZM40 77H41V76H40ZM51 77H53V75H52ZM24 78L26 79L27 76H26V77L24 76ZM24 78H22L23 81H24ZM58 78H59V77H58ZM60 78H61V77H60ZM69 78H70V76H69ZM86 78H87V76H86ZM91 78H92V77H91ZM94 78H95V77H94ZM94 78H93V79H94ZM99 78H101V75H100ZM257 78H258V77H257ZM263 78H264V77H263ZM8 79H6V80L8 81ZM17 79H18V78H17ZM27 79H28V78H27ZM44 79H45V78H44ZM52 79H54V81L57 80V79L55 80V78H52ZM80 79H81V78H80ZM87 79H88V78H87ZM89 79H90V78H89ZM93 79H90V80L95 81V80H93ZM95 79H96V78H95ZM18 80H20V79H18ZM30 80H31V78H30ZM32 80H34V79H32ZM46 80H47V77H46ZM61 80H62V79H60L59 81H61ZM64 80H65V79H64ZM67 80H70V79H67ZM78 80H79V79H78ZM82 80H84L83 77H82ZM90 80H89V81H90ZM98 80H99V79H98ZM260 80H261V78H260ZM1 81H2V79H1ZM4 81H5V80H4ZM4 81H3V82H4ZM9 81H8V82H9ZM12 81H13V80H12ZM39 81H40V80H39ZM39 81H38V82H39ZM42 81H43V80H42ZM48 81H49V80H48ZM50 81H51V80H50ZM57 81H58V80H57ZM59 81H58V82H59ZM65 81H66V80H65ZM8 82H7V87L9 86V83H8ZM31 82H32V81H31ZM51 82H53V81H51ZM63 82H64V81H63ZM63 82H62V84H63ZM87 82H88V81H87ZM90 82H91V81H90ZM101 82H102V81H101ZM259 82H260V81H259ZM5 83H6V81H5ZM28 83H29V82H28ZM28 83H27V84H28ZM47 83H48V82H47ZM83 83H84V82H83ZM92 83H93V82H92ZM94 83H95V82H94ZM256 83H257V82H255V84H256ZM13 84H15V83H13ZM24 84H25V83H24ZM27 84H26V86H27ZM36 84H37V83H36ZM41 84H42V83H41ZM52 84H54V82H53ZM66 84H67V83H66ZM66 84H65V85H66ZM89 84H90V83L88 82V85H89ZM98 84H100V83H98ZM2 85H3V84H2ZM10 85H12V84H10ZM28 85H29V84H28ZM32 85H33V83H32ZM63 85H64V84H63ZM69 85H70V84H69ZM69 85H68V86H69ZM96 85H97V84H96ZM14 86H15V85H14ZM34 86H35V85H34ZM46 86H48V84H47ZM49 86H51V84H49ZM49 86H48V87H49ZM52 86H53V85H52ZM54 86H55V85H54ZM54 86H53V89H54ZM70 86H71V85H70ZM90 86H91V85H90ZM7 87H6V88H7ZM64 87H65V86H64ZM66 87H67V86H66ZM74 87H75V86H74ZM92 87H93V86H92ZM92 87H91V88H92ZM94 87H95V84H94ZM94 87H93V89H89V90H94ZM0 88H2V86H1ZM8 88H11V87H8ZM14 88H16V87H14ZM58 88L60 89V87H58ZM68 88H69V87H68ZM88 88H89V87H88ZM95 88H97V87H95ZM101 88H102V87H101ZM12 89H13V87H12ZM16 89H17V88H16ZM32 89H33V88H32ZM35 89L37 90L36 87H35ZM38 89H39V88H38ZM46 89H47V88H46ZM48 89H51V90H52V88H48ZM48 89H47V90H48ZM63 89H64V88H63ZM76 89H77V88H76ZM78 89H79V87H78ZM98 89H99V88H98ZM0 90H2V89H0ZM8 90H9V89H8ZM19 90H20V89H19ZM29 90H30V89H29ZM95 90H96V89H95ZM4 91H6V90H4ZM9 91H12V90H9ZM9 91H8V92H9ZM13 91H15V89H14ZM33 91H34V90H33ZM56 91H57V90H56ZM56 91H55V89H54V92H56ZM62 91H64V90H62ZM100 91H101V90H100ZM0 92H2V91H0ZM6 92H7V91H6ZM6 92H5V93H6ZM15 92H16V91H15ZM49 92H50V91H49ZM58 92H60V90H59ZM58 92H57V95L59 94ZM27 93H28V92H27ZM51 93H53V91H52ZM65 93H66V92H65ZM83 93H84V91H83ZM83 93H81V94L83 95ZM98 93H99V92H98ZM8 94H9V93H8ZM17 94H18V93H17ZM60 94H61V93H60ZM62 94H63V92H62ZM69 94H70V93H69ZM74 94H75V93H74ZM81 94H80V95H81ZM15 95H16V94H15ZM63 95H64V94H63ZM65 95H67V94H65ZM71 95H72V94H71ZM100 95H101V94H100ZM8 96H9V95H8ZM10 96H11V95H10ZM37 96H38V95H37ZM39 96H40V95H39ZM39 96H38V97H39ZM48 96H49V95H48ZM84 96H85V95H84ZM84 96H83V97H84ZM91 96H92V95H91ZM11 97H13V96H11ZM60 97H61V96H59V98H60ZM62 97H63V96H62ZM74 97H76V96H74ZM74 97H73V98H74ZM92 97H93V96H92ZM101 97H102V96H101ZM9 98H10V97H9ZM39 98H40V97H39ZM64 98H65V97H64ZM69 98H70V97H69ZM71 98H72V97H71ZM79 98H80V97H79ZM81 98H82V97H81ZM122 98H123V96H122ZM122 98H121V100H122ZM34 99H35V98H34ZM52 99L54 100L55 98H52ZM87 99H89V98H87ZM93 99H94V98H93ZM119 99H120V98H119ZM10 100H11V99H10ZM14 100H15V99H14ZM58 100H59V99H58ZM61 100H62V102H64V99H61ZM65 100H66V98H65ZM80 100L82 101L83 99H80ZM80 100H79V101H80ZM89 100H90V99H89ZM98 100H100V99H98ZM104 100H105V99H104ZM106 100H107V99H106ZM7 101H8V100H7ZM49 101H50V100H49ZM73 101H74V100H73ZM87 101H88V100H87ZM87 101H84V102H87ZM92 101H93V100H92ZM108 101H109V100H108ZM131 101H132V100H131ZM12 102H13V101H12ZM36 102H37V101H36ZM38 102H39V101H38ZM55 102L57 103V101H55ZM55 102H54V103H55ZM60 102H61V101H60ZM62 102H61V103H62ZM82 102H83V101H82ZM96 102H97V101H96ZM96 102H95V104H96ZM114 102H115V101H114ZM1 103H2V102H1ZM8 103H9V102H8ZM34 103H35V102H34ZM39 103H40V102H39ZM44 103H45V102H44ZM69 103H71V102H69ZM91 103H92V102H91ZM97 103H98V102H97ZM106 103H107V102H106ZM9 104H10V103H9ZM81 104H82V103H81ZM81 104H80V105H81ZM122 104H123V103H122ZM128 104H129V103H128ZM2 105H3V104H2ZM4 105H5V104H4ZM10 105H12V104H10ZM13 105H14V103H13ZM52 105H53V103H52ZM62 105H64V104H62ZM69 105H70V104H69ZM72 105H74V104H71V106H72ZM78 105H79V104H78ZM80 105H79V106H80ZM83 105H84V104H83ZM85 105H86V104H85ZM87 105H88V104H87ZM101 105H103V104H101ZM129 105H130V104H129ZM5 106H7V105H5ZM67 106H68V105H67ZM71 106H70V107H71ZM79 106H78V108H79ZM0 107H1V104H0ZM28 107H29V106H28ZM34 107H35V104H34ZM38 107H39V106H38ZM44 107H45V106H44ZM54 107H55V105H54ZM57 107H58V106H57ZM59 107H61V104H60ZM62 107L65 108V106H62ZM97 107H98V106H97ZM7 108H8V107H7ZM35 108H36V107H35ZM46 108H47V107H46ZM46 108H45V109H46ZM66 108H67V107H66ZM98 108H99V107H98ZM37 109H38V108H37ZM43 109H44V108H43ZM60 109H61V108H60ZM74 109H75V108H74ZM79 109H81V107H80ZM120 109H121V108H120ZM52 110H54V108L51 109V111H52ZM55 110H57V108H56ZM76 110H78V109L76 108ZM76 110H74V111H76ZM88 110H89V109H88ZM102 110H103V108H102ZM121 110H122V109H121ZM3 111H4V109H3ZM11 111H12V109H11ZM13 111H14V110H13ZM33 111H34V110H33ZM78 111H79V110H78ZM91 111H92V110H91ZM122 111H123V110H122ZM14 112H15V111H14ZM52 112H53V111H52ZM62 112H63V111H62ZM72 112H73V111H72ZM83 112H84V111H83ZM89 112H90V111H89ZM99 112H100V110H99ZM99 112L97 111V113H99ZM16 113H18V110H17ZM57 113H58V112H57ZM90 113H91V112H90ZM93 113H94L93 115H95V110L93 111ZM105 113H106V112H105ZM259 113H260V112H259ZM6 114H7V113H6ZM14 114H15V113H14ZM50 114H51V113H50ZM58 114H59V113H58ZM82 114H83V113H82ZM86 114H87V113H86ZM7 115L9 116V114H7ZM10 115H11V114H10ZM51 115H53V114H51ZM59 115L62 116L61 114H59ZM59 115H58V116H59ZM64 115L66 116V114H64ZM91 115H92V114H91ZM105 115H108V113L105 114ZM120 115H121V114H119V116H120ZM5 116H6V115H5ZM42 116H43V114H42ZM56 116H57V115H56ZM96 116H97V114H96ZM101 116H102V115H101ZM108 116H109V115H108ZM0 117H1V116H0ZM12 117H13V116H12ZM44 117H45V116H44ZM62 117H63V116H62ZM66 117H67V116H66ZM66 117H65L64 119H66ZM69 117H70V116H69ZM78 117H79V116H78ZM78 117H77V118H78ZM83 117H84V116H83ZM86 117H87V115H86ZM94 117H95V116H94ZM102 117H103V116H102ZM114 117H115V116H114ZM114 117H113V118H114ZM116 117H117V116H116ZM261 117H262V116H261ZM42 118H43V117H42ZM54 118H58V117H55V116H54ZM54 118H53V116H52V119H54ZM67 118H68V117H67ZM89 118H90V121L92 122L93 119L91 120V117H90V116H89ZM110 118H111V117H110ZM110 118H108V119H110ZM113 118H112V120H113ZM215 118H216V117H215ZM256 118H258V117H256ZM9 119H10V118H9ZM9 119H8V120H9ZM12 119H13V118H12ZM12 119H11V120H12ZM50 119H51V118H50ZM50 119H49V120H50ZM69 119H70V118H69ZM72 119H73V118H72ZM86 119H87V118H86ZM105 119H107V118H106V117L104 118L103 123L105 122ZM114 119H115V118H114ZM5 120H6V119H5ZM11 120H10V121H11ZM13 120H14V119H13ZM29 120H30V119H29ZM32 120H33V119H32ZM67 120H68V119H67ZM78 120H79V119H78ZM87 120H88V119H87ZM87 120H85V121H87ZM94 120H95V118H94ZM97 120H99V119H97ZM101 120H102V119H101ZM101 120H100V121H101ZM217 120H218V119H217ZM0 121H1V120H0ZM65 121H66V120H65ZM70 121H71V119H70ZM80 121H81V120H80ZM83 121H84V120H83ZM11 122L14 123L13 121H11ZM54 122H55V120H54ZM62 122H63V120H62ZM78 122H79V121H78ZM106 122H107V120H106ZM215 122H216V121H215ZM219 122H220V121H219ZM0 123H1V122H0ZM31 123H32V121H31ZM52 123H53V122H52ZM59 123H60V122H59ZM64 123H65V122H64ZM216 123H217V122H216ZM25 124H26V123H25ZM27 124H28V123H27ZM48 124H49V123H48ZM53 124H54V123H53ZM60 124H61V123H60ZM60 124H58V126H60ZM65 124H68V125H69L70 122H69V123H65ZM72 124H73V123H72ZM72 124H71L70 126H72ZM92 124H93V123H92ZM217 124H218V123H217ZM252 124H253V122H252ZM3 125H4V124H2V126H3ZM9 125H10V124H9ZM11 125H13V124H11ZM88 125H89V124H88ZM90 125H91V123H90ZM93 125H94V124H93ZM93 125H91V126H93ZM98 125H99V124H98ZM100 125H102V124L100 123ZM212 125H213V124H212ZM48 126H49V125H48ZM50 126H51V125H50ZM50 126H49V128H50ZM58 126H57V127H58ZM61 126H63V125H61ZM214 126H215V125H214ZM216 126H217V125H216ZM229 126H230V125H229ZM237 126H238V125H237ZM3 127H4V126H3ZM5 127H6V126H5ZM40 127H41V126H40ZM43 127H44V126H43ZM43 127H42V128H43ZM46 127H47V126H46ZM73 127H74V126H73ZM73 127H72V129H73ZM97 127H100V126H97ZM101 127H102V126H101ZM104 127H105V126H104ZM260 127H261V126H260ZM60 128H61V127H60ZM68 128L70 129V127H68ZM81 128H82V127H81ZM81 128H80V130H81ZM95 128H96V127H95ZM217 128H218V127H217ZM222 128H223V127H222ZM229 128H230V127H229ZM30 129H31V128H30ZM55 129H56V128H55ZM64 129H65V128H64ZM75 129H76V128H75ZM105 129H106V128H105ZM105 129H104V130H105ZM210 129H211V128H210ZM240 129H241V128H240ZM13 130H14V129H13ZM40 130H41V129H40ZM42 130H43V129H42ZM57 130H59V129H57ZM67 130H68V129H67ZM80 130H79V131H80ZM83 130H84V128H83ZM88 130H89V129H88ZM92 130H93V129H92ZM96 130H98V129H96ZM96 130H95V131H96ZM99 130H100V128H99ZM102 130H103V129H102ZM260 130H261V129H260ZM6 131H7V130H6ZM25 131H26V130H25ZM36 131H37V129H36ZM65 131H66V129H65ZM69 131H70V130H68L67 132H69ZM76 131H77L76 133H78V129H77ZM95 131H93V134H94ZM219 131H220V130H219ZM219 131H218V132H219ZM228 131H229V130H228ZM8 132H9V131H8ZM10 132H11V131H10ZM38 132H39V131H38ZM43 132H44V131H43ZM58 132H59V131H58ZM74 132H75V131H74ZM97 132H98V131H97ZM97 132H96V134H97ZM220 132H221V131H220ZM225 132H226V131H225ZM53 133H54V132H53ZM62 133H65V132H62ZM70 133H71V132H70ZM87 133H89V131H88ZM0 134H1V133H0ZM36 134H37V132H36ZM55 134H56V133H54V135H55ZM59 134H60V133H59ZM79 134H80V132H79ZM96 134H95V135H96ZM104 134H105V133H103V137H104ZM219 134H221V133H219ZM223 134H224V133H223ZM263 134H264V133H263ZM4 135H5V133H4ZM15 135H16V134H15ZM29 135H30V134H29ZM46 135H47V134H46ZM64 135H65V134H64ZM66 135H67V134H66ZM71 135H72V134H71ZM71 135H69V136H71ZM87 135H88V134H87ZM95 135H94V136H95ZM38 136H39V135H37V137H38ZM40 136H41V135H40ZM73 136H74V135H73ZM73 136H72V138H73ZM77 136H78V135H77ZM83 136H84V135H83ZM99 136H100V135H99ZM211 136H212V135H211ZM6 137H7V136H6ZM6 137H5V139H6ZM8 137L10 138V134L8 135ZM8 137H7V139H8ZM51 137H52V136H51ZM75 137H76V135H75ZM85 137H86V135H85ZM85 137H84V138H85ZM89 137H90V134H89ZM95 137L97 138V135H96ZM233 137H234V136H233ZM241 137H242V135H241ZM33 138H34V137H33ZM33 138H32V139H33ZM64 138H65V137H64ZM66 138H67V137H66ZM79 138H80V136H79ZM7 139H6V140H7ZM10 139H11V138H10ZM34 139H35V138H34ZM59 139H60V137H59ZM59 139H58V140H59ZM85 139H86V138H85ZM94 139H95V138H94ZM99 139H101V136H100ZM99 139H98V140H99ZM226 139H227V138H226ZM2 140H3V139H2ZM29 140H30V139H29ZM38 140H39V139H38ZM41 140H42V139H41ZM58 140H57V141H58ZM63 140H64V139H63ZM63 140H61V141H63ZM67 140H68V138H67ZM67 140H66V141H67ZM70 140H71V139H70ZM70 140H69V141H70ZM92 140H93V139H92ZM227 140H228V139H227ZM229 140H230V139H229ZM239 140H240V138H239ZM4 141H5V140H4ZM17 141H18V140H17ZM36 141H37V139H36ZM74 141H75V139H74ZM74 141H72V142H74ZM81 141H82V140L80 139V142H81ZM262 141H263V140H262ZM7 142H8V141H7ZM43 142H44V141H43ZM46 142H47V141H46ZM76 142H77V139H76ZM76 142H75V143H76ZM78 142H79V141H78ZM78 142H77V143H78ZM80 142H79V143H80ZM82 142H83V141H82ZM82 142H81V143H82ZM85 142H86V141H85ZM88 142H89V141H88ZM94 142H96V143L98 144L99 141H94ZM94 142H93V144H95ZM104 142H105V141H104ZM104 142H102V144H103ZM0 143H1V142H0ZM2 143H3V142H2ZM58 143H60V140H59ZM64 143H66V142H63V144H64ZM77 143H76V144H77ZM90 143H92V141H91ZM99 143H100V142H99ZM225 143H226V142H225ZM245 143H246V141H245ZM259 143H260V142H259ZM36 144H37V143H36ZM40 144H41V143H40ZM69 144H70V142H68V145H69ZM87 144H88V143H87ZM87 144H86V145H87ZM102 144H101V146H102ZM257 144H258V143H257ZM1 145H2V144H1ZM9 145H10V144H9ZM9 145H8V146H9ZM12 145H13V144H12ZM38 145H39V144H38ZM54 145H55V144H54ZM71 145H73V143H72ZM74 145H75V144H74ZM82 145H84V144H82ZM91 145H92V144H91ZM234 145H235V144H234ZM31 146H32V145H31ZM56 146H59V145L57 144ZM63 146H64V145H63ZM63 146H62V147H63ZM65 146L67 147L66 144H65ZM89 146H90V144H89ZM95 146H96V145H95ZM4 147H5V146H4ZM14 147H15V146H14ZM29 147H30V146H29ZM38 147H39V146H38ZM53 147H54V146H53ZM73 147H74V146H73ZM80 147H81V146H80ZM86 147H87V146H86ZM97 147H98V146H96V148H97ZM99 147H100V146H99ZM227 147H228V146H227ZM0 148H2V147H0ZM34 148H35V147H34ZM50 148H51V147H50ZM60 148H61V147H60ZM67 148L70 149V147H67ZM71 148H72V147H71ZM74 148H75V147H74ZM76 148H77V147H76ZM83 148H84V146H83ZM92 148H93V145H92ZM96 148H95V149H96ZM107 148H108V147H107ZM229 148H231V147H229ZM14 149H16V148H14ZM51 149H52V148H51ZM57 149H58V148H57ZM65 149H66V148H65ZM69 149H67V150H69ZM72 149H73V148H72ZM80 149H82V148H80ZM89 149H90V152H91L90 154H92L93 150L95 151L94 148H93V150L91 151V146H90V148L87 149V151H88ZM98 149H99V148H97V150H98ZM100 149H101V148H100ZM100 149H99V150H100ZM43 150H44V149H43ZM59 150H60V149H59ZM61 150H63V148H61ZM70 150H71V149H70ZM76 150H77V149H76ZM78 150H79V147H78ZM258 150H259V149H258ZM0 151H1V150H0ZM12 151H13V150H12ZM44 151H45V150H44ZM73 151L76 152L74 149H73ZM85 151H86V150H85V148H84V151L82 150V154H83V152H84V154H85ZM104 151H105V150H104ZM108 151H109V150H108ZM49 152H50V151H49ZM60 152H61V151H60ZM64 152H65V151H64ZM64 152H62V153H64ZM78 152H79V151H78ZM78 152H77V153H78ZM96 152H97V151H96ZM210 152H211V151H210ZM41 153H42V152H41ZM50 153H51V160L53 159V161L56 162V163L54 162V163H55V166H57V167H59V168L62 167L63 165L65 166V162H64V161H65L66 159H64L65 157H64V155H63L62 153H58V152H55V151H52V152H50ZM50 153H49V155H50ZM65 153H66V152H65ZM94 153H95V152H94ZM94 153H93V155H94ZM104 153H105V152H104ZM109 153H110V151H109ZM218 153H219V152H218ZM67 154H68V153H67ZM70 154H73V152L70 153ZM70 154H68V155H70ZM84 154H83V155H84ZM90 154H89V152H88V155H90ZM96 154H97V153H96ZM239 154H240V153H239ZM80 155H81V154H80ZM101 155H102V154H101ZM104 155H105V154H104ZM114 155H115V154H114ZM45 156H46V155H45ZM45 156H44V157H45ZM72 156H73V155H72ZM75 156H76V155H75ZM75 156H73V158H74ZM77 156H78V155H77ZM77 156H76V157H77ZM261 156H262V155H261ZM3 157H5V156H3ZM20 157H21V156H20ZM22 157H23V156H22ZM49 157H50V156H48V158H49ZM86 157H87V156H86ZM93 157H94V156H93ZM99 157H100V156H98L97 158L99 159V162H100L101 160H100ZM108 157H109V155H108ZM28 158H29V157H28ZM66 158H67V157H66ZM84 158H85V157H84ZM112 158H113V157H112ZM116 158H117V157H116V155H115V159H116ZM229 158H230V157H229ZM42 159H43V158H42ZM70 159H71V158H70ZM75 159H76V158H75ZM77 159H79V158L77 157ZM81 159H82V158H81ZM81 159H80V160H81ZM86 159H89V156H88ZM91 159H93V158H91ZM94 159H96V158H94ZM3 160H4V159H3ZM16 160H17V159H16ZM21 160H22V159H21ZM215 160H216V159H215ZM1 161H2V160H1ZM12 161L14 162V160H12ZM67 161H68V159H67ZM82 161L85 162V160H82ZM86 161H87V162H86L87 164H88V162L90 163V159H89V160H86ZM91 161H93V160H91ZM97 161H98V160H97ZM108 161H109V160H108ZM119 161H120V160H119ZM26 162H27V161H26ZM48 162H49V161H48ZM69 162H71V161L69 160ZM72 162H73V161H72ZM78 162H79V161H78ZM93 162H94V161H93ZM238 162H239V161H238ZM28 163H29V162H28ZM75 163H76V162H75ZM75 163H74V164H75ZM79 163H81V162H79ZM82 163H83V162H82ZM82 163H81V165H82ZM100 163H101V162H100ZM104 163H105V162H104ZM104 163H103V164H104ZM124 163H125V162H124ZM128 163H130V162H128ZM20 164H21V163H20ZM45 164H46V163H45ZM50 164H51V163H50ZM52 164H53V163H52ZM67 164H68V162H67ZM69 164H70V163H69ZM72 164H73V163H72ZM87 164H85V166H86ZM101 164H102V163H101ZM130 164H132V163H130ZM144 164H145V163H144ZM13 165H14V164H13ZM17 165H18V164H17ZM21 165H22V164H21ZM42 165H43V164H42ZM47 165H48V164H47ZM77 165H78V163H77ZM94 165H95V164H94ZM114 165H116V164H114ZM219 165H220V164H219ZM223 165H224V164H223ZM229 165H230V162H229ZM45 166H46V165H45ZM75 166H76V164H75ZM83 166H84V165H83ZM87 166H88V165H87ZM92 166H93V164H92ZM123 166H124V165H123ZM133 166H134V165H133ZM212 166H213V165H212ZM14 167H15V165H14ZM67 167H68V165H67ZM72 167H74V165H72ZM88 167H90V166H88ZM88 167H86V168L88 169ZM95 167H96V166H95ZM97 167H99V166H97ZM109 167H110V166H109ZM134 167H135V166H134ZM44 168H45V167H44ZM46 168H48V167H46ZM50 168H51V167H50ZM62 168H63V167H62ZM64 168H65V167H64ZM68 168H69V167H68ZM74 168H75V167H74ZM78 168H80V167H78ZM83 168H84V167H83ZM86 168H84L83 171L86 170ZM101 168H102V166H100L99 169L101 170ZM137 168H138V166H137ZM222 168H223V167H222ZM8 169H10V168H8ZM12 169H13V167H12ZM54 169H55V168H54ZM69 169H70V168H69ZM91 169H92V170L94 169L93 171L95 172V169H96V168L91 167ZM99 169L97 168L98 172H99V173H100V172L102 173V170H103V169H102L101 171H99ZM108 169H109V168H108ZM111 169H112V168H111ZM125 169H126V168H125ZM139 169H140V168H139ZM257 169H258V168H257ZM0 170H1V169H0ZM18 170H19V169H17V171H18ZM47 170H48V169H47ZM47 170H46V171H47ZM58 170H59V169H58ZM61 170H62V169H61ZM61 170H60V171H61ZM109 170H110V169H109ZM140 170H141V169H140ZM232 170H233V169H232ZM8 171H9V170H8ZM10 171H11V169H10ZM20 171H21V169H20ZM70 171H71V173H72L74 170H70ZM76 171H77V167H76ZM83 171H82V172H83ZM87 171H88V170H87ZM227 171H228V170H227ZM0 172H1V171H0ZM14 172H15V169H14ZM18 172H19V171H18ZM61 172H62V171H61ZM61 172H60V173H61ZM78 172H79V171H78ZM98 172H97V174H98ZM114 172H115V170H114ZM221 172H222V171H221ZM10 173H11V172H10ZM46 173H47V172H46ZM66 173H67V171H66ZM68 173H69V172H68ZM79 173H81V171H80ZM101 173H100V174H101ZM106 173L108 174V171H107ZM110 173H111V172H110ZM127 173H128V172H127ZM135 173H138V172H135ZM135 173H134V174H135ZM142 173H143V172H142ZM2 174H4V173H2ZM15 174H17V172H16ZM25 174H26V173H25ZM40 174H41V173H40ZM54 174H56V173H54ZM89 174H90V173H89ZM91 174H93V173H91ZM95 174H96V173H95ZM116 174H117V173L115 172V175H116ZM120 174H121V172H120ZM139 174H141V173L139 172ZM46 175H47V174H46ZM57 175H58V174H57ZM57 175H56V176H57ZM64 175H65V174H64ZM64 175H63V178H62V179H66ZM70 175H71V174H70ZM72 175H74V174H72ZM75 175H76V173H75ZM79 175H80V174H79ZM81 175H82V174H81ZM86 175H87V174H86ZM101 175H104V174H101ZM101 175H100V176H101ZM105 175H106V174H105ZM108 175H110V174H108ZM111 175H112V173H111ZM111 175H110V176H111ZM126 175H127V174H126ZM136 175H137V177H139L138 174H136ZM141 175H143V174H141ZM8 176H9V175H8ZM49 176H50V172H49ZM49 176H48V178H52V177H54V175H53L52 177H51V176L49 177ZM77 176H78V175H77ZM84 176H85V175H84ZM89 176H90V175H89ZM95 176H96V175H95ZM98 176H99V174L97 175V177H98ZM113 176H114V175H113ZM113 176H112V177H113ZM118 176H119V174H118ZM132 176H133V175H132ZM132 176H131V177H132ZM144 176H145V175H144ZM144 176H142L143 179H144ZM10 177H12V175H11ZM14 177H16V176H14ZM61 177H62V174H61ZM71 177H72V176H71ZM74 177H76V176H74ZM87 177H88V176H87ZM102 177H103V176H102ZM102 177H101V180L105 179V178H102ZM105 177H107V176H105ZM115 177H116V176H115ZM115 177H113V179H114ZM123 177H124V176H123ZM123 177H122V178L119 177V178H121V180H123V179H124ZM145 177L147 178V175H146ZM4 178H5V177H4ZM76 178H77V177H76ZM83 178H84V177H83ZM83 178H82V179H83ZM90 178H92V175H91ZM90 178H89V180H90ZM99 178H100V177H98L96 180H98ZM117 178H118V177H117ZM148 178H149V177H148ZM57 179H58V178H57ZM57 179H56V180H57ZM62 179H61V181H62ZM107 179H108L109 182H110V181H113V183H114V180H115V179L112 180V178H111V179L109 180L108 177H107ZM127 179H129V178H127ZM137 179H138V178H137ZM158 179H160V178H158ZM161 179H162V178H161ZM166 179H167V178H166ZM0 180H2V179H0ZM6 180H7V177H6ZM11 180H12V179H11ZM51 180H53V179H51ZM58 180H59V179H58ZM70 180H71V178H70ZM77 180H78V179H77ZM84 180H85V178H84ZM99 180H100V179H99ZM116 180H117V179H116ZM130 180H131V179H130ZM130 180H129V181H130ZM141 180H142V179H141ZM141 180H140V181H141ZM145 180H147V179H145ZM145 180H144V182H145ZM148 180H149V179H148ZM155 180H156V179H155ZM164 180H165V179H164ZM164 180H163V181H164ZM167 180H168V179H167ZM2 181H3V180H2ZM7 181H8V180H7ZM9 181H10V180H9ZM13 181H14V180H13ZM48 181H49V180H48ZM65 181H66V180H65ZM68 181H69V180H68ZM79 181H80V180H79ZM81 181H83V180H81ZM92 181H94V180L92 179ZM103 181H104V180H103ZM119 181H120V179H119ZM131 181H132V180H131ZM142 181H143V180H142ZM149 181H150V180H149ZM149 181H148V182H149ZM10 182H11V181H10ZM10 182H9V184H10ZM16 182H17V181H16ZM16 182H11V183H16ZM53 182H54V181H53ZM55 182H57V181H55ZM63 182H64V181H63ZM73 182H74V180H73ZM73 182H72V183H73ZM75 182L77 183L76 180H75ZM85 182H86V181H85ZM96 182H97V181H96ZM96 182H95V183H96ZM106 182H107V181H106ZM106 182L104 183L105 186H106ZM126 182H127V181H126ZM136 182H138V181L136 180ZM150 182H151V181H150ZM154 182H155V181H154ZM161 182H162V180H161ZM195 182H196V181H195ZM4 183H5V181H4ZM4 183H3V184H4ZM6 183H8V182H6ZM50 183H51V182H50ZM60 183H61V182H60ZM60 183H59V185H60ZM66 183H67V182H66ZM90 183H91V182H90ZM99 183H100V182H99ZM116 183H117V182H116ZM116 183H115V184H116ZM140 183H141V182H140ZM140 183H139V184H140ZM142 183H143V182H142ZM162 183H163V182H162ZM0 184H2V182H1ZM54 184H55V183H53V185H54ZM62 184H63V183H62ZM74 184H75V183H74ZM77 184H79V183H77ZM80 184H81V183H80ZM84 184H85V183H84ZM88 184H89V182H88ZM121 184H122V183L120 182V186H121ZM123 184H125V183L123 182ZM128 184L130 185V183H128ZM133 184H134V183H133ZM133 184H132V185H133ZM156 184H157V183H156ZM156 184H155V185H156ZM166 184H167V183H166ZM10 185H11V184H10ZM17 185H18V184H17ZM20 185H21V184H20ZM27 185H28V184H27ZM53 185H52V186H53ZM65 185H66V184H65ZM68 185H69V184H68ZM71 185H72V184H71ZM82 185H83V183H82ZM98 185H99V184H98ZM108 185H109V184H107V186H108ZM126 185H127V184H126ZM149 185H150V184H149ZM152 185H153V183L151 184V186H152ZM160 185H162V184H160ZM167 185H168V184H167ZM167 185H166V186H167ZM0 186H2V185H0ZM14 186H16V185L14 184ZM52 186H51V187H52ZM75 186H76V185H75ZM83 186H84V185H83ZM88 186H89V185H88ZM93 186H94V185H93ZM93 186H92V187H93ZM95 186H96V185H95ZM95 186H94V188H95ZM100 186H101V184L99 185V187H100ZM115 186H116V185H115ZM118 186H119V183H118ZM158 186H159V185H158ZM163 186H164V183H163ZM163 186H162V187H163ZM170 186H171V183H170ZM7 187H8V186H7ZM11 187L13 188V185H11ZM18 187H19V186H18ZM25 187H26V186H25ZM54 187H55V185H54ZM68 187H69V186H68ZM68 187H67V188H68ZM70 187H71V186H70ZM72 187H73V186H72ZM130 187H131V186H130ZM132 187H133V186H132ZM134 187H135V185H134ZM162 187H161V188H162ZM2 188H4V187L2 186ZM55 188H56V187H55ZM64 188H65V187H61L60 190H59V192L61 191V193H63L64 196H65V195H67V194H69V193H68L67 191H66V192H67V193H66V192L64 191ZM80 188H81V186H80ZM80 188H78L77 191H79ZM83 188H84V187H83ZM100 188H101V187H100ZM108 188H109V187H108ZM110 188H111V187H110ZM112 188H113V187H112ZM118 188H122V189H123V186H121V187H117L116 189H118ZM124 188H126V187H124ZM127 188H128V187H127ZM150 188H151V187H150ZM154 188H157V187L154 186ZM166 188H167V187H166ZM174 188H176V187L174 186ZM179 188H180V187H179ZM8 189H9V188H8ZM8 189H5V190L8 191ZM20 189H21V188H20ZM71 189H72V188H71ZM73 189H76V187L73 188ZM85 189H86V188H85ZM89 189H90V188H89ZM97 189H98V186H97ZM114 189H115V188H114ZM116 189H115V190H116ZM140 189H141V188H140ZM168 189H169V191H171L169 185H168ZM177 189H178V188H177ZM197 189H198V188H197ZM0 190H1V189H0ZM9 190H12V189L10 188ZM15 190H17V189L15 188L14 191H15ZM18 190H19V189H18ZM23 190H24V189H23ZM65 190H66V188H65ZM69 190H70V189H69ZM92 190H94V189H92ZM99 190H100V189H99ZM103 190H104V189H103ZM118 190H119V189H118ZM124 190H125V189H124ZM131 190H132V188H131ZM131 190H130V191H131ZM133 190H135V189H133ZM136 190H137V189H136ZM136 190L134 191V195H136V194H135ZM138 190H139V189H138ZM145 190H146V189H145ZM153 190H154V189H153ZM161 190H162V189H161ZM164 190H165V189H164ZM164 190H163V191H164ZM51 191H53V190H51V188H50V193H51ZM54 191L56 192L57 190H54ZM108 191H109V190H108ZM113 191H114V190H113ZM127 191H128V190H127ZM140 191H142V190H140ZM165 191H166V190H165ZM179 191H180V190H179ZM198 191H199V190H198ZM5 192H6V191H4V193H5ZM31 192H32V191H31ZM59 192H58V194H59ZM74 192H75V191H74ZM74 192H72V193H74ZM79 192H80V191H79ZM81 192H82V191H81ZM81 192H80V193H81ZM92 192H93V191H92ZM102 192H103V191H102ZM104 192H105V191H104ZM109 192H110V191H109ZM109 192H108L107 196L109 197V200H113V205H115L114 203H119V204H121V203H126V204H127V203H128V202H125V201L127 200V198H125L126 200L124 201V195H125V194H124L123 192H122V193H119L118 191H115V192H112V193L110 192V195H109ZM120 192H121V191H120ZM128 192H129V191H128ZM166 192H167V191H166ZM0 193H1V192H0ZM4 193H2L3 196H5ZM7 193H8V192H7ZM7 193H6V195H7ZM52 193H53V192H52ZM61 193H60V194H61ZM76 193H77V192H76ZM87 193H88V192H87ZM95 193H96V191H95ZM98 193H99V192H98ZM100 193H101V191H100ZM137 193H138V191H137ZM139 193H140V192H139ZM157 193H158V192H157V190H156V195H157ZM171 193H172V192H171ZM2 194H1V196H2ZM9 194H10V192H9ZM11 194H12V192H11ZM16 194H17V191H16V193H15V196H16ZM32 194H33V193H32ZM36 194H37V193H36ZM40 194H41V193H40ZM55 194H56V193H55ZM77 194H78V193H77ZM84 194H85V196H86V192H85ZM89 194H90V190H89ZM105 194H106V193H105ZM126 194H129V193H126ZM144 194H145V193H144ZM144 194H143V196H144ZM148 194H150V192H148L147 195H148ZM161 194H162V193H161ZM163 194H164V193H163ZM178 194H179V193H178ZM19 195H20V194H19ZM61 195H62V194H61ZM99 195H100V194H98V196H99ZM101 195H102V197H99V198L96 197V198H95V201H94L95 203H93L92 205L90 204V205H91V207H90V208H91L90 211H85V214H86L87 216H88L89 213L92 214V213H94L95 211L98 212V210H100V208L102 207V203H104V200H106V199H105L106 196H104L103 193H102ZM130 195L132 196L131 193H130ZM130 195H129V196H130ZM156 195H155V196H156ZM166 195H167V193H166ZM194 195H195V194H194ZM8 196H9V195H8ZM23 196H24V195H23ZM34 196H35V195H34ZM38 196H39V195H38ZM51 196H52V195H51ZM69 196H71V195H69ZM72 196H74V197H72ZM72 196H71L72 198L70 197L71 199H74V200H76V199H81L80 197H77V196L75 197V195H72ZM83 196H84V195H83ZM95 196H96V195H95ZM126 196H127V195H126ZM129 196H128V197H129ZM141 196H142V195H141ZM159 196H160V195H158V197H159ZM168 196H169V195H168ZM176 196H177V194H176ZM198 196H199V195H198ZM205 196H206V195H205ZM205 196H203V198H205ZM221 196H223V195H221ZM221 196H220V198H221ZM17 197H18V196H17ZM52 197H54V196H52ZM58 197H59V195H58ZM65 197H66V196H65ZM87 197H88V196H87ZM92 197L94 198V195H93ZM136 197H137V196H136ZM146 197H147V196H146ZM165 197H166V196H165ZM184 197H185V196H184ZM186 197H187V196H186ZM201 197H202V196H201ZM224 197H225V195H224ZM2 198H3V197H2ZM2 198H1V199H2ZM33 198H34V197H33ZM55 198H56V197H55ZM84 198H85V197H84ZM93 198H92V200H93ZM159 198H161V197H159ZM209 198H210V197H209ZM23 199H24V198H23ZM66 199H68V198H66ZM88 199H90V198H88ZM131 199H132V198H131ZM140 199H142V198H140ZM151 199H152V198H151ZM151 199H150V200H151ZM157 199H158V198H157ZM199 199H200V198H199ZM238 199H239V198H238ZM2 200H3V199H2ZM6 200H7V196H6ZM30 200H31V199H30ZM64 200H65V199H64ZM84 200H85V199H84ZM84 200H83V201H84ZM92 200H91V201H92ZM132 200H133V199H132ZM147 200H149V199H147ZM147 200H145V202H146ZM153 200H155L154 197H153ZM159 200H160V199H159ZM165 200H166V199H165ZM168 200H169V199H168ZM205 200H207V198L204 199V201H205ZM223 200H225V199L223 198ZM8 201H9V199H8ZM8 201H6V202H8ZM24 201H25V200H24ZM57 201H58V200H57ZM62 201H63V200H62ZM67 201H69V200H67ZM106 201H107V200H106ZM106 201H105V202H106ZM137 201H138V200H137ZM209 201H210V200H209ZM15 202H16V200H15ZM43 202H44V201H43ZM43 202H42V203H43ZM58 202H59V201H58ZM69 202H70V201H69ZM71 202H72V200H71ZM75 202H76V201H75ZM87 202H88V201H87V199H86V203H87ZM134 202H135V201H134ZM154 202H155V201H154ZM167 202H168V201H167ZM169 202H170V200H169ZM172 202H173V201H172ZM211 202H212V199H211ZM211 202H210V203H211ZM9 203H10V202H9ZM64 203H65V202H63V204H64ZM67 203H68V202H67ZM106 203H107V202H106ZM141 203H142V202H141ZM147 203H148V202H147ZM149 203H150V202H149ZM152 203H153V202H152ZM160 203H161L162 205L165 204V202H164V204H163L162 201H160ZM205 203H206V202H205ZM208 203H209V202H208ZM18 204H19V201H18ZM24 204H25V203H24ZM26 204H27V203H26ZM38 204H39V203H38ZM38 204H37V205H38ZM54 204H55V203H54ZM56 204H57V203H56ZM74 204H75V203H74ZM74 204H73V206H75ZM76 204H77V202H76ZM81 204H83V203H81ZM88 204H89V203H88ZM126 204H125V205H126ZM135 204H136V203H135ZM139 204H140V203H139ZM169 204H170V203H169ZM203 204H204V203H203ZM206 204H207V203H206ZM19 205L21 206V203H20ZM42 205H43V204H42ZM78 205H79V204H78ZM108 205H109V204H108ZM131 205H132V204H131ZM136 205H137V204H136ZM142 205H143V203H142ZM145 205H146V204H145ZM145 205H144V206H145ZM147 205H148V204H147ZM157 205H158V203H157ZM227 205H228V204H227ZM65 206L67 207V205H65ZM84 206H87V205L85 204V205H83V207H84ZM111 206H112V205H111ZM118 206H119V205H118ZM126 206L129 207V208L131 209L129 203H128V205H126ZM126 206H125V207H126ZM140 206H141V205H140ZM149 206H150V204H149ZM167 206H168V205H167ZM173 206H174V205H172V207H173ZM204 206H205V205H204ZM222 206H224V205H222ZM38 207H39V206H38ZM83 207H82V209L84 210ZM87 207H88V206H87ZM105 207H106V204H105ZM108 207H109V206H108ZM115 207H117V206H115ZM119 207H120V206H119ZM122 207H124V206L121 205V208H122ZM127 207H126V208H127ZM150 207H151V206H150ZM160 207H164V206H161V205H160ZM165 207H166V205H165ZM165 207H164V208H165ZM177 207H179V206H177ZM181 207H182V206H181ZM191 207H193V206H191ZM220 207H221V206H220ZM42 208H44V206H43ZM103 208H104V206H103ZM121 208H120V209H121ZM153 208H154V207H153ZM153 208H151V209H153ZM182 208H184V206H183ZM205 208H206V207H205ZM210 208H211V207H210ZM210 208H209V209H210ZM221 208H222V207H221ZM221 208H220V209H221ZM251 208H252V207H251ZM24 209H25V208H24ZM32 209H34V208H32ZM37 209H38V208H37ZM59 209H60V208H59ZM63 209H64V208H63ZM68 209H72V208H68ZM68 209H67V211H68ZM85 209H86V208H85ZM106 209H108V208L106 207ZM106 209H105V211H106ZM109 209H110V208H109ZM109 209H108V210H109ZM113 209H114V208H113ZM113 209H112V210H113ZM124 209H125V208H124ZM124 209H123L122 211H124ZM130 209H129V210H130ZM134 209H137V208L135 207ZM134 209L132 208V211H133ZM140 209H142V208L140 207ZM145 209H147V208L145 207ZM158 209H159V208H158ZM175 209H176V207H175ZM209 209H208V210H209ZM218 209H219V207H218ZM218 209H217V210H218ZM234 209H235V208H234ZM20 210H21V209H20ZM26 210H28V209H26ZM26 210H24V212H25ZM42 210H43V209H42ZM60 210H61V209H60ZM74 210H75V209H74ZM77 210H79V208H78ZM77 210H76V211H77ZM112 210H111V211H112ZM126 210H127V211H126L125 213L123 212V213H121V214H118V213L116 212V214L121 215V219H123V220H127V223H126V221H125V222H124V221H121V220L119 219L120 216L115 218V217H113L112 215H110L109 212L107 211L108 214H109V216H108V221L104 224V226H108V225H110V226H108V228H109V229H112V230L114 231V233L117 234V236H118V234H120L121 232H124V230L122 229V228H124L123 225H122V222H123V224L125 223L127 226H131V224H132L131 222H135V221H136V215L134 216L135 213L133 214L132 211H128V209H126ZM147 210H149V209H147ZM156 210H157V209H156ZM159 210H160V209H159ZM165 210H166V209H165ZM221 210H222V209H221ZM221 210H220V211H221ZM225 210H227L226 207H225ZM237 210H238V212H240L239 208H238ZM246 210H249V209H246ZM251 210H252V209H251ZM253 210H254V209H253ZM13 211H14V210H13ZM61 211H62V210H61ZM65 211H66V208H65ZM71 211H72V210H71ZM76 211H75V212H76ZM80 211H81V210H80ZM113 211H115V210H113ZM119 211H120V210H118V212H119ZM138 211H139V210H138ZM154 211H155V210H154ZM162 211H163V209H162ZM212 211H213V209H212ZM233 211H234V210H233ZM249 211H250V210H249ZM17 212L19 213V211H17ZM28 212H29V211H28ZM34 212H35V211H34ZM57 212H58V211H57ZM69 212H70V211H69ZM75 212H74V214H75ZM100 212H101V211H100ZM120 212H121V211H120ZM120 212H119V213H120ZM176 212H177V211H176ZM206 212H207V211H206ZM259 212H260V211H259ZM14 213H15V212H14ZM25 213L28 214L27 212H25ZM67 213H68V212H67ZM147 213H148V212H147ZM163 213H164V212H163ZM167 213H168V212H167ZM179 213H180V212H179ZM214 213H215V212H214ZM227 213H228V212H227ZM232 213H233V212H232ZM236 213H237V212H236ZM236 213H234V214H236ZM251 213H252V212H251ZM256 213L258 214L257 211H256ZM261 213H263V212H261ZM261 213H260V215H261ZM20 214H21V213H20ZM26 214H25V215H26ZM58 214H59V213H58ZM62 214L64 215V212H62ZM74 214H73V215H74ZM81 214H82V212H81ZM81 214L78 213L77 215H81ZM96 214H97V213H96ZM102 214H104L103 211H102ZM137 214H138V213H137ZM165 214H166V212H165ZM177 214H178V212H177ZM183 214H184V213H183ZM209 214H211V213H209ZM209 214H208V216H209ZM220 214H221V212H220ZM229 214H230V212H229ZM240 214H242V211L240 212ZM243 214H244V212H243ZM245 214L247 215L248 213H245ZM252 214H253V213H252ZM257 214H256V215H257ZM25 215H24V216H25ZM70 215H71V214H70ZM83 215H84V213H83ZM89 215H90V214H89ZM93 215H94V214H93ZM113 215H114V213H113ZM118 215H117V216H118ZM141 215H142V213H141ZM175 215H176V214H175ZM178 215H180V214H178ZM238 215H239V214H238ZM238 215H237V216H238ZM253 215L255 216V214H253ZM18 216H19V215H18ZM32 216H33V215H32ZM55 216H57V215H55ZM75 216H76V215H75ZM87 216H85V217H87ZM94 216H95V215H94ZM94 216H93V217H94ZM98 216H99V215H96V217H98ZM102 216H103V215H102ZM143 216H144V214H143ZM156 216H158V215H156L154 212L152 213V212L150 211V213H148V221H150L151 223L155 224V220H157V219H156ZM162 216H163V214H162ZM187 216H188V215H187ZM210 216H211V215H210ZM210 216H209V217H210ZM213 216H214V214H213ZM220 216H222V215H220ZM242 216H243V215H242ZM248 216H251V215H248ZM248 216H246V217H248ZM261 216H262V215H261ZM261 216H259V217H261ZM16 217H17V216H16ZM20 217H21V216H20ZM27 217H28V216H27ZM59 217H61V214H60V216L58 215V218H59ZM62 217H63V216H62ZM62 217H61V219H62ZM65 217H67V216H65ZM65 217H64V218H65ZM68 217H69V216H68ZM82 217H83V216H82ZM96 217H95V218H96ZM170 217H171V216H170ZM226 217L228 218V215H227ZM230 217H231V216H230ZM252 217H253V216H252ZM255 217H256V216H255ZM262 217H263V216H262ZM25 218H26V217H25ZM80 218H81V217H80ZM87 218H88V221H89V220H91V219H89V218H92V216H91V217L88 216ZM95 218H94V219H95ZM100 218H101V216H100ZM103 218H104V217H103ZM114 218H115V219H114ZM143 218H144V217H143ZM163 218H165V217H163ZM172 218H173V217H172ZM215 218H216V217H215ZM218 218H219V217H218ZM243 218H244V217H243ZM243 218H241V219H243ZM257 218H258V217H257ZM257 218H256V219L252 218V219H253V223H254V220H257ZM22 219H24V218H22ZM40 219H41V218H40ZM69 219L71 220V219H73V218H69ZM81 219H82V218H81ZM83 219H84V217H83ZM83 219H82V220H83ZM85 219H86V218H85ZM138 219H139V218H138ZM159 219H160V218H159ZM220 219H222V218L220 217ZM229 219H230V218H229ZM231 219H232V218H231ZM231 219H230V220H231ZM241 219H240L239 217H237V221H238V223L242 226L243 223H242V220H241ZM247 219H248V218H247ZM249 219H251V218L249 217ZM258 219H259V218H258ZM17 220H19L18 217H17ZM31 220H32V218H31ZM76 220H77V217H76V219H75V222H76ZM86 220H87V219H86ZM104 220H105V219H104ZM144 220H145V219H144ZM144 220H143V221H144ZM161 220H162V219H161ZM168 220H169V219H168ZM210 220H211V219H210ZM222 220H223V219H222ZM224 220H226L225 217H224ZM224 220H223V221H224ZM245 220H246V219H245ZM263 220H264V219H263ZM263 220H262V222H263ZM26 221H27V220H26ZM38 221H39V220H38ZM54 221H55V220H54ZM92 221H93V220H92ZM96 221H97V220H96ZM141 221H142V219H141ZM143 221H142V222H143ZM148 221H147V222H148ZM211 221H212V220H211ZM231 221H232V220H231ZM234 221H235V220H234ZM243 221H244V220H243ZM259 221L261 222V220H259ZM10 222H11V221H10ZM20 222H21V221H20ZM24 222H25V221H24ZM34 222H35V219H34ZM39 222H40V221H39ZM78 222H79V224H80L82 221L80 220V221H78ZM78 222H77V223H78ZM86 222H87V221H86ZM100 222H101V221H100ZM120 222H121L122 228L119 227V225H120L119 223H120ZM137 222H138V221H137ZM167 222H168V221H167ZM219 222H220V221H219ZM232 222H233V221H232ZM248 222H249L248 224L252 223V222H250V221H248ZM255 222H257V221H255ZM262 222H261V223H262ZM21 223H22V222H21ZM21 223H20V224H21ZM84 223H85V222H84ZM89 223H90V222H89ZM92 223H93V222H92ZM97 223H98V222H97ZM103 223H104V222H103ZM103 223H102V224H103ZM130 223H131V224H130ZM159 223H160V222H159ZM168 223H169V222H168ZM171 223H172V222H171ZM211 223H212V222H211ZM221 223H222V222H221ZM238 223H237V224H238ZM253 223H252V224H253ZM28 224H29V223H28ZM28 224H27V225H28ZM31 224H32V223H31ZM42 224H43V223H42ZM44 224H45V223H44ZM51 224H52V223H51ZM75 224H76V223H75ZM107 224H108V225H107ZM138 224H139V223H138ZM160 224H161V223H160ZM164 224H165V223H164ZM213 224H214V221H213ZM224 224H225V222H223V225H224ZM234 224H235V222H234ZM258 224H260V223H258ZM48 225H50V224H48ZM84 225H85V224H84ZM84 225H83V226H84ZM92 225H93V224H92ZM92 225H91V226H92ZM95 225H96V224H95ZM99 225H100V224H99ZM112 225H114V228H112V227H113ZM121 225H120V226H121ZM133 225H134V224H133ZM142 225H143V224H142ZM161 225H162V224H161ZM215 225H216V224H215ZM215 225H214V227H215ZM217 225H218V224H217ZM231 225H232V224H230L229 226H230V229L232 230V228H231L232 226H231ZM245 225H246V223H245ZM28 226H29V225H28ZM32 226H33V224H32ZM36 226H37V225H36ZM40 226H41V225H40ZM55 226H56V225H55ZM88 226H89V224H88ZM169 226H170V225H169ZM224 226H225V225H224ZM227 226H228V224H227ZM235 226H236V225H235ZM241 226H240V227H241ZM255 226H256V225H255ZM255 226H254V227H255ZM257 226H258V225H257ZM257 226H256V227H257ZM10 227H11V226H10ZM89 227H90V226H89ZM135 227H136V224H135ZM143 227H144V226H143ZM149 227H150V226H149ZM154 227H156V226H154ZM154 227H153V228H154ZM178 227H179V226H178ZM208 227H210V226H207V228H208ZM225 227H226V226H225ZM244 227L246 228V226H243L241 229H244ZM248 227H250V226H248ZM252 227H253V225H252ZM252 227H251V228H252ZM23 228H24V227H23ZM34 228H35V230H33ZM34 228H33V229L30 228V229H32L33 231H36V232H38V231H39V232H40V231H43V230H37L36 227H34ZM46 228H47V226H46ZM48 228H49V227H48ZM58 228H60V227H58ZM85 228H86V227H85ZM95 228H96V227H95ZM95 228H94V229H95ZM97 228H98V226H97ZM100 228H103V227L100 226ZM129 228H130V227H129ZM137 228H138V230H141V227H139V225L137 226ZM161 228H162V226H161ZM165 228H166V227H165ZM221 228H222V227H221ZM227 228H228V227H227ZM21 229H22V227H21ZM30 229L28 230L29 232H30ZM42 229H43V227H42ZM44 229H45V227H44ZM145 229H146V228H145ZM236 229H237V228H236ZM241 229H240V232H241ZM252 229L254 230V229H256V228H252ZM252 229H249V230L251 231ZM258 229H259V228H258ZM260 229H261V228H260ZM25 230H26V228H25ZM48 230H49V229H48ZM60 230H61V229H60ZM80 230H81V229H80ZM83 230H84V228H83ZM102 230H103V229H102ZM126 230H127V229H125V231H126ZM128 230H129V229H128ZM134 230H135V229H134ZM163 230H164V229H163ZM163 230H162V231H163ZM212 230H213V229H212ZM233 230H235L234 227H233ZM233 230H232V231H233ZM244 230H245V229H244ZM253 230H252V231H253ZM23 231H24V230H23ZM23 231H22V232H23ZM26 231H27V230H26ZM50 231H51V230H50ZM63 231H64V230H63ZM63 231H62V232H63ZM65 231H66V230H65ZM89 231H90V230H89ZM89 231H88V232H89ZM142 231H143V229H142ZM149 231H150V230H149ZM157 231H158V230H157ZM162 231H161V232H162ZM209 231H210V230H209ZM222 231H224V230H222ZM252 231H251V232H252ZM11 232H12V230H11ZM56 232H58V231H56ZM91 232H92V231H91ZM95 232H96V230H95ZM95 232L93 231V234H92V235H94ZM103 232H104V231H103ZM103 232H102V233H103ZM110 232H111V231H110ZM110 232H109V233H110ZM144 232H145V230H144ZM219 232H220V231H219ZM219 232H218V233H219ZM227 232H229V231H227ZM230 232H231V231H230ZM240 232H238V233H239V234H242V233H243V232H242V233H240ZM23 233H24V232H23ZM31 233H32V231H31ZM42 233H43V232H42ZM42 233H40V234L42 235ZM64 233H65V232H64ZM64 233H62V234H64ZM98 233H100V230H99ZM114 233H113V234H114ZM125 233H126V232H124V234H125ZM132 233H133V232H132ZM142 233H143V232H142ZM205 233H206V232H205ZM214 233H215V230H214ZM216 233H217V232H216ZM222 233H223V232H222ZM232 233H233V232H232ZM236 233H237V231H236ZM252 233H253V232H252ZM257 233H258V232H257ZM259 233H260V232H259ZM259 233H258V234H259ZM25 234H26V233H25ZM35 234H36V233H35ZM38 234H39V233H38ZM38 234H37V235H38ZM51 234H53V233H51ZM54 234H55V233H54ZM69 234H70V233H69ZM79 234H80V233H79ZM87 234H88V233H87ZM90 234H91V233H90ZM105 234H107V233L104 232V236H105ZM115 234H114V235H115ZM130 234H131V232H130ZM138 234H139V231H138ZM143 234H144V233H143ZM146 234H147V233H146ZM149 234H150V233H149ZM158 234H160V233H158ZM158 234H157V235H158ZM161 234H162V233H161ZM208 234H209V233H208ZM226 234H227V233H226ZM230 234H231V233H230ZM37 235H35V236H37ZM97 235H98V234H97ZM141 235H142V234H141ZM151 235H152V234H151ZM210 235H211V234H210ZM216 235H217V234H216ZM223 235H224V234H223ZM223 235H222V237H223ZM228 235H229V234H228ZM232 235H235V236H236V234H232ZM232 235H231V236H232ZM245 235H246V233H245ZM58 236H59V234H58ZM60 236H62V235H60ZM64 236H65V235H64ZM102 236H103V235H102ZM102 236H101V237H102ZM106 236H107V235H106ZM142 236H143V235H142ZM148 236H149V235H148ZM202 236H203V235H202ZM211 236H213V234H212ZM218 236H219V234H218ZM220 236H221V235H220ZM225 236H226V235H225ZM235 236H234V237H235ZM239 236H240V235H238V237H239ZM242 236H243V235H242ZM247 236L251 237L250 235H247ZM253 236H254V235H253ZM1 237H2V236H1ZM38 237H39V236H38ZM40 237H41V236H40ZM48 237H49V236H48ZM48 237H47V238H48ZM50 237H51V236H50ZM52 237H54V236L52 235ZM62 237H63V236H62ZM68 237H69V236H68ZM98 237H99V235H98ZM109 237L111 238V236H109ZM127 237H128V236H127ZM135 237H136V236H135ZM143 237H144V236H143ZM150 237H151V236H150ZM207 237H208V236H207ZM209 237H210V236H209ZM222 237H221V239H222ZM227 237H228V236H227ZM234 237H233V238H234ZM238 237H237V238H238ZM243 237H244V236H243ZM243 237H242V238H243ZM256 237H257V236H256ZM256 237H255V238H256ZM34 238H35V237H34ZM45 238H46V237H45ZM65 238H66V236H65ZM104 238H105V237H104ZM136 238H137V237H136ZM147 238H148V237H147ZM213 238H214V237H213ZM217 238H218V237H217ZM229 238H230V236H229ZM229 238H228V239H229ZM242 238H241V239H242ZM262 238H263V237H262ZM0 239H1V238H0ZM3 239H4V238H3ZM20 239H21V238H20ZM40 239L43 240V238H40ZM40 239H38V240H40ZM49 239H50V238H49ZM63 239H64V238H63ZM71 239H72V238H71ZM105 239H106V238H105ZM107 239H108V238H107ZM111 239H112V238H111ZM120 239H121V238H120ZM211 239H212V238H211ZM248 239H249V238H248ZM248 239H245V240H244V238H243V240H244V241L247 240V242H248ZM252 239H254V238H252ZM256 239H257V238H256ZM6 240H7V239H6ZM22 240H23V239H22ZM22 240H21V241H22ZM34 240H35V239H34ZM58 240H60V238H58ZM114 240H115V239H114ZM122 240H124V239H122ZM126 240H127V239H126ZM126 240L124 241L125 243H126ZM130 240H131V239H130ZM157 240H158V239H157ZM206 240H207V239H206ZM223 240H224V239H223ZM231 240H232V239H231ZM260 240H261V239H260ZM1 241H2V240H1ZM49 241H50V240H49ZM54 241H55V240H54ZM71 241H72V240H71ZM78 241H79V240H78ZM115 241H116V240H115ZM133 241H134V240H133ZM138 241H139V240H138ZM212 241H214V239H212ZM217 241H218V240H217ZM224 241H225V240H224ZM244 241L241 240V242H244ZM256 241H257V240H256ZM3 242H4V240H3ZM3 242H2V243H3ZM5 242H6V241H5ZM23 242H24V241H23ZM35 242L37 243V240H36ZM41 242H43V241H41ZM62 242H63V241H62ZM65 242H67V241H65ZM80 242H81V241H80ZM128 242H129V241H128ZM128 242H127V243H128ZM226 242H228V241H226ZM232 242H233V240H232ZM241 242H240V243H241ZM247 242H246V243H247ZM257 242H258V241H257ZM6 243H9V242H6ZM36 243H35V244H36ZM38 243H39V241H38ZM38 243H37V244H38ZM43 243H45V242H43ZM51 243H52V241H51ZM51 243H50V245H52ZM81 243H82V242H81ZM125 243H124V244H125ZM131 243H132V242H131ZM131 243H128V244H131ZM202 243H203V242H202ZM204 243H205V242H204ZM210 243H211V242H210ZM222 243H223V242H222ZM235 243H236V242H235ZM23 244L25 245V243H23ZM37 244H36V246H37ZM39 244H41V243H39ZM213 244H214V243H213ZM249 244H250V243H249ZM249 244H248V245H249ZM263 244H264V243H263ZM1 245H2V244H1ZM45 245H46V244H45ZM45 245L43 244L44 247H45ZM70 245H71V244H70ZM70 245L68 244L69 247H70ZM79 245H80V244H79ZM81 245H84V244H81ZM86 245H87V244H86ZM86 245H84V246L86 247ZM133 245L135 246V243H134ZM137 245H138V243H137ZM164 245H165V244H164ZM204 245H205V244H204ZM221 245H222V244H221ZM221 245H220V246H221ZM225 245H227V243H226ZM225 245H222V246L225 247ZM240 245H241V244H240ZM254 245L256 246V244H254ZM22 246H23V245H22ZM25 246H26V245H25ZM40 246H42V245H40ZM48 246H49V245H48ZM53 246H54V245H53ZM60 246H61V244H60ZM62 246H63V245H62ZM65 246H67V245H64V248H65ZM84 246H83V247H84ZM108 246H109V244H108ZM121 246H123V245H121ZM155 246H156V245H155ZM210 246H211V244H210ZM214 246H215L214 248H216V246H217V242H216V245H214ZM220 246H219V247H220ZM228 246H229V245H228ZM235 246H236V245H235ZM255 246H254V247H255ZM260 246H261V245H260ZM260 246H257V247H260ZM44 247H43V248H44ZM46 247H47V246H46ZM56 247H57V245H56ZM89 247H90V246H89ZM89 247H88V248L86 247V248L89 250ZM203 247H204V246H203ZM212 247H213V245H212ZM219 247H218V248H219ZM230 247L232 248V246H229V248H230ZM22 248H23V247H22ZM26 248H28V247H26ZM37 248H38V247H37ZM37 248H36V249H37ZM51 248H52V247H51ZM61 248H62V247H61ZM64 248H62V249H64ZM66 248H68V247H66ZM75 248H76V247H75ZM77 248H78V247H77ZM142 248H143V247H142ZM155 248H156V247H154V249H155ZM157 248H158V247H157ZM157 248H156V249H157ZM162 248H163V247H162ZM168 248H169V247H168ZM220 248H221V247H220ZM229 248H228V249H229ZM237 248H239V247H237ZM241 248L243 249V247H241ZM245 248H246V247H245ZM263 248H264V247H263ZM45 249H46V248H45ZM47 249H48V248H47ZM49 249H50V248H49ZM103 249H104V248H103ZM158 249H159V248H158ZM209 249H210V248H209ZM223 249H224V248H223ZM233 249H234V248H233ZM233 249H232V250H233ZM21 250H22V249H21ZM25 250H26V252H24V253H27V254H28L27 249H25ZM25 250H24V251H25ZM38 250H39V248H38ZM53 250H54V248H53ZM60 250H61V249H59V251H60ZM145 250H146V249H145ZM152 250H153V249H152ZM167 250H168V249H167ZM195 250H196V249H195ZM203 250H204V249H203ZM210 250H211V249H210ZM219 250H220V249H219ZM221 250H222V249H221ZM235 250H236V249H235ZM249 250H250V249H249ZM253 250H254V248H253ZM253 250H251V251H253ZM49 251H50V253L47 254V255H50V254H51V250H49ZM57 251H58V249H57ZM59 251H58V255H59ZM70 251H71V250H70ZM72 251H74V250H72ZM91 251H92V250H91ZM97 251H98V250H97ZM99 251H100V250H99ZM101 251H102V250H101ZM104 251L107 252V250H104ZM148 251H150V248H149ZM161 251H162V250H161ZM165 251H166V249H165ZM204 251H205V250H204ZM208 251H209V250H208ZM224 251H225V250H224ZM224 251H223V252H224ZM228 251H229V250H228ZM243 251H244V250H243ZM245 251H246V250H245ZM260 251H261V250H260ZM47 252H48V251H47ZM63 252H64V251H63ZM68 252H69V251H68ZM80 252H81V251H80ZM109 252H110V251H109ZM180 252H181V251H180ZM212 252H214V250H213ZM215 252H216V251H215ZM223 252H222V253H223ZM235 252H236V251H235ZM238 252L240 253L239 250H238ZM253 252H254V251H253ZM253 252H252V253H253ZM20 253H21V252H20ZM64 253H65V252H64ZM92 253H93V252H92ZM92 253H91V254H92ZM95 253H96V251H95ZM98 253H99V252H98ZM102 253H103V252H102ZM166 253H167V252H166ZM205 253H206V251H205ZM220 253H221V251H220ZM224 253H225V252H224ZM224 253H223V254H224ZM229 253H230V251H229ZM236 253H237V252H236ZM244 253H245V252H243V254H244ZM248 253H250V251H249ZM27 254H25V255H27ZM38 254H39V253H38ZM40 254H41V253H40ZM40 254H39V255H40ZM55 254H56V251H55ZM62 254H63V253H62ZM70 254H71V253H70ZM73 254H74V252H73ZM99 254H100V253H99ZM109 254L111 255V252H110ZM109 254H108V255H109ZM206 254L209 255V252H207ZM210 254H211V253H210ZM233 254H234V253H233ZM253 254H254V253H253ZM22 255H23V254H22ZM45 255H46V254H45ZM56 255H57V254H56ZM56 255H55V256H56ZM60 255H61V254H60ZM63 255H64V254H63ZM67 255H68V254L66 253V256H67ZM93 255H95V254H93ZM97 255H98V254H97ZM97 255H96V256H97ZM105 255H106V254H105ZM164 255H166V254H164ZM164 255H163V256H164ZM172 255H173V254H172ZM179 255H180V254H179ZM204 255H205V254H204ZM218 255H219V254H218ZM257 255H258V254H257ZM28 256H29V255H28ZM52 256H53V255H52ZM114 256H115V255H114ZM117 256H118V255H117ZM166 256H167V255H166ZM169 256H170V255H169ZM209 256H210V255H209ZM220 256H221V254H220ZM229 256H230V254H229ZM239 256H240V254H239ZM40 257H41V256H40ZM44 257H46V256H43V259H44ZM50 257H51V255H50ZM59 257H60V256H59ZM74 257H76V256H74ZM87 257H88V256H87ZM87 257H86V259H87ZM102 257H103V256H102ZM102 257H101V259H102ZM210 257H211V256H210ZM212 257H213V256H212ZM20 258H21V257H20ZM30 258H31V257H30ZM46 258H47V257H46ZM46 258H45V259H46ZM53 258H54V257H53ZM63 258H64V257H63ZM80 258H81V257H80ZM84 258H85V257H84ZM93 258H94V256H93ZM99 258H100V257H99ZM112 258H114V257H112ZM135 258H136V257H135ZM163 258H164V257H163ZM204 258H205V257H204ZM208 258H209V257H208ZM215 258H216V257H215ZM215 258H214V259H215ZM223 258H224V257H222V256H221V257H217L216 261H217L218 263H220L222 260L225 259V258H224V259H223ZM238 258H239V257H238ZM240 258H241V257H240ZM240 258H239V260H240ZM242 258H243V257H242ZM253 258H254V257H253ZM22 259H23V258H22ZM22 259H21V260H22ZM47 259H48V258H47ZM60 259H61V258H60ZM74 259H76V258H74ZM81 259H82V261H83V257H82ZM95 259H96V258H95ZM109 259H110V258H109ZM174 259H175V258H174ZM182 259H183V257H182ZM31 260H32V259H31ZM49 260L52 261V259H49ZM49 260H48V261H49ZM53 260H55V259H53ZM56 260H57V258H56ZM67 260H69V259H67ZM88 260H89L88 263H90V258H89ZM99 260H100V259H99ZM113 260H114V259H113ZM150 260H151V259H150ZM163 260L166 261V259H163ZM208 260H209V259H208ZM212 260H213V259H212ZM236 260H237V258H236ZM35 261H36V259H35ZM59 261H60V260H59ZM65 261H66V260H65ZM75 261H76V260H75ZM109 261H110V260H109ZM111 261H112V260H111ZM155 261H156V260H155ZM159 261H160V259H159ZM214 261H215V260H214ZM225 261H226V260H225ZM237 261H238V260H237ZM249 261H250V260H249ZM0 262H1V261H0ZM32 262H33V261H32ZM39 262H41V260H40ZM55 262H56V261H55ZM63 262H64V260H63ZM63 262H62V263H63ZM71 262H72V261H70V264H71ZM73 262H74V261H73ZM73 262H72V264H73ZM78 262L80 263L81 260L79 259ZM78 262H77V263H78ZM104 262H105V261H104ZM106 262H107V261H106ZM228 262H229V261H227L226 263H228ZM257 262H258V261H257ZM13 263H14V262H13ZM28 263H29V262H28ZM45 263H46V262H45ZM50 263L53 264L52 262H50ZM56 263H57V262H56ZM65 263H66V262H65ZM81 263H82V262H81ZM85 263H86V261H85ZM93 263H94V262H93ZM142 263H143V262H142ZM161 263H162V262H161ZM230 263H231V262H230ZM236 263H237V262H236ZM245 263H246V262H245ZM245 263H244V264H245ZM259 263H262V262H259ZM259 263H257V264H259ZM35 264H36V263H35ZM39 264H40V263H39ZM46 264H48V263H46ZM67 264H68V263H67ZM74 264H75V263H74ZM91 264H92V263H91ZM94 264H95V263H94ZM99 264H100V263H99ZM102 264H103V263H102ZM115 264H116V263H115ZM157 264H158V263H157ZM163 264H164V263H163ZM166 264H168V263H166ZM224 264H225V262H224Z\"/></svg>","mask_w":264,"mask_h":264}]
</instances>
